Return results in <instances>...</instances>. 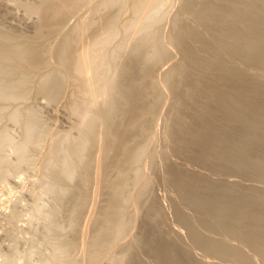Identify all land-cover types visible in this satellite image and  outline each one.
I'll list each match as a JSON object with an SVG mask.
<instances>
[{
	"label": "bare ground",
	"instance_id": "obj_1",
	"mask_svg": "<svg viewBox=\"0 0 264 264\" xmlns=\"http://www.w3.org/2000/svg\"><path fill=\"white\" fill-rule=\"evenodd\" d=\"M88 1H91V0H40V2L39 1L36 2L35 5L34 4L32 5L31 2L30 3L25 2V3H28V5L25 6V9L27 8L26 11L30 12V14L34 13L33 15H35V14H37L38 16L40 15V17H41V18L38 17V19H41V20H38L40 22H38L39 24L38 23L36 24L37 29H35L34 35L33 34H32L33 36L30 35L31 36L30 37L27 34L29 36L28 37V36H26V34L24 35V33H22L23 35L21 33H18V34H20V36L17 35V33H16L15 36L16 35L17 36L15 37V36H12L14 33H12V34L9 33L11 35L10 36L9 34H6L7 31H4L5 32V34H4L2 32L3 30L0 29L1 30L0 31V98H1V100L0 101H4V99H5V101H6V99H8V100L11 99V100H16V101L18 99L22 100V99H24L26 96H28L30 94L29 93V92H31L30 91V87H31V90H32V88H34L35 85H37V87L40 89V91L43 94L47 91V93H45L46 96H47L48 93L50 94V97H52L57 92H58V94H56L54 96L62 94V93H59V89L61 90V86L63 85L64 79L68 78L67 77L68 75L66 76L65 73H63L64 70L66 69L67 70L66 72L71 74V79H72V84H73L72 95L68 94L69 95V99H70V101L68 99V101H69L68 103L71 102L70 105H71V107L73 109L72 111L76 112L78 114L76 116H80V118H81L80 119L79 117H76L74 115L76 117L75 118L76 121H77V118H79V121L81 120V123L78 122V121H77L78 122L77 123L75 121V124L76 123L77 124L80 123V126L75 125V124L74 125L76 127L78 126V128L80 129L79 131L84 133V135L86 137V134L88 133V131H87L88 129L91 130V127H94V128L95 127H99V126H97V124L101 123L99 125L103 126L102 127L103 130H99L98 128H96L98 130L95 129L96 131L93 134H91V131L94 130V129H92L90 131V133H89L93 137H96L97 140L99 139L98 140L99 141L98 144L101 143L100 141H102V140L109 139L108 138V134L111 131H113V132H111L110 135H112L113 137L117 133L120 134V131H121V134L119 136H121L120 138H122V141H120V142H122V144L124 145V147H123L124 149L123 150H125V147H126L125 144L127 145V143H128V142L126 143V139H127V141H129V139H128L129 137L126 138V136H128L127 134H128L129 127L132 126V127L136 128L135 124H134L135 118L132 116L134 110H135V112H136L137 108H139V110H140L142 108V106L145 105L144 103L146 101H147V104L148 103L150 104L151 101H152V105L154 104L153 100L150 99V102L148 101L147 97H149L150 95L146 96V94H145L146 89L149 86L151 87L153 85L152 83L160 84L159 86L157 84V86H158L157 87L158 89H156L157 91L159 89L161 90V88L163 86L161 82H158L159 80H156L154 76L152 78V76L150 74H153V73L155 74L156 73L155 70L159 67V65L157 66V64H159V63H157V61H156V59H157L156 53L159 50V48L161 47L162 42H163V44H165L164 41H162L161 36H159V34L161 33V27L159 28L160 25L159 24H158L159 26L155 25V24H154L155 26L153 25V23L155 21H157L158 18H161V15L163 14V13H161V15L159 17V13H160V11H162L161 9L164 8L165 0H102L99 4H97L99 1L96 0L97 1L96 2L97 6L93 4V1H91L94 7L93 6L90 7V10H88V11L84 10L83 12L85 14L81 13L80 16H82V17L81 18H76V20L74 22L76 24L75 27L73 28V30H72V28H69V29L72 30V31L70 30L71 33L67 37H66V35H67V33H66V35L64 36V39H63L64 42L62 41L63 44L61 45V47L59 49L58 61H59L60 65H61V67L63 66L65 68V69L61 68L63 72L59 68H49L46 71L43 70L44 72L41 73L40 70L42 68L45 69V67L46 68L48 67V62L51 64V62L49 61V52H50V49H51L50 42L52 43V41L49 40V38H48L49 36L47 37V35H49L51 32L53 33L55 30H56L55 32H58V30L61 29V28L59 29V27H61L60 25L63 26L62 23L65 22V20H63V19L64 18L66 19V16H69V18H70L71 14H73V13H71L72 10L77 12V9L80 7V5L85 6L86 4H88ZM206 1L209 2V0H206ZM213 1H215V0H213ZM203 2L205 3V0L204 1L200 0V3H198V7L199 8H201L200 5H203ZM220 2H221V6H217L215 4L216 1H215V3H213V2L212 3H206V4H204L205 5L204 7L202 6L203 8H201L200 11H199V8L197 9V7L196 8L193 7L194 6V4H193L194 1L192 3V5H193L192 7H191V4H189V6L192 8V11H193V9L194 10L197 9L195 11V12L198 13V15H197V17H198V20H197L198 21L197 22L198 25L196 24L197 27L196 26L192 27L193 25H195V23L194 24L192 23L193 25L189 24L190 20L188 18L187 19L189 21L185 20V22L188 25L186 23L183 24L181 21L183 20L182 18L184 16H181L182 18H180V16L178 18L174 16V18H176V19H174V18H173L174 20L172 19L175 22L174 23L175 26H171V30L173 28H175V31L172 30L174 32V34L171 33L172 31L170 32L173 35V37L169 34V38L171 40V37H172L173 41L171 40V42L173 44L175 43V45L178 46L179 49H177V50H180L179 52L181 53V55H180L181 58L177 62H175L176 64H175L174 67H172L173 64L171 66L169 65V67L171 68L170 71H168V73H165V74H167L166 77H165V75L163 76V77L166 78L165 81H164V78L162 77L163 78V82H164L163 84L165 85L164 87H167V85H168L169 88H170V91H171L170 95H171V99H172V102H173V114H174L175 120H174V123H173V126H172L170 132H171V135L173 136V143L175 145H177L178 147L182 148L186 152L193 153L196 156H198V157H200L202 159H205L208 162H214L215 163L216 161H219V162H221L223 164L225 162L226 164H230V166H231V164H233V166H237L238 168H240V164L243 163L242 165L245 164L244 166H247V165L249 166V167L247 166V171L245 170L247 173L249 172V174H250V171L252 169L250 171H248V169L253 167L257 171L258 176L264 178V147H263V150H259L258 151L257 148L260 145L257 144L258 146H257L256 149H255L256 145L253 146L254 145V141L258 140V139L255 140L256 137L258 135L260 136V134L264 135V95H263V93H264V84H262L264 81L262 83H259V82L256 81V79H254L250 75H245V76L241 75L238 72V70L236 68H234V67L228 66L227 64L221 63V62H214L213 60L202 56L198 52V50L195 47V45L193 43H191L188 40V38H187L188 32H192L193 31V32H195L197 38L199 40H201L203 42V44L206 47H208V48L217 47V48H219V50L221 52H224V53L228 52V53H231V54L236 55V56L242 55V56H244L243 59H245V62L247 63V66H249V67L250 66H254V65H255V67L256 66L257 67L258 66H264V0H220ZM25 3L23 5H25ZM32 3H33V1H32ZM94 3H95V1H94ZM185 3L186 4H184V5L188 6L187 1ZM89 4H91V3H89ZM112 6H113L112 9L116 13H113L112 16H110V13H111V11H110L111 8L110 7H112ZM189 6H188V8L190 9ZM196 6H197V4H196ZM106 7H107V11L109 10L108 8H110V10H109L110 13L107 12V13H109L108 16H106L107 19L104 20L102 18L104 20L103 21V20H101V18H97V17H99L100 15H102L103 13L106 12V9H105ZM115 7H116V10H115ZM80 8H82V6ZM88 8H89V6L86 9H88ZM91 8L93 10H91ZM101 8H104V11H103V9L101 10ZM117 8H119L120 10H117ZM74 9H76V10H74ZM187 9H185V10H187ZM97 10L103 11V13L102 12H97ZM113 10H112V12H113ZM122 10H124V11L130 10L131 14H129V16L131 15V17L121 21L123 19V15L125 16V12L123 11L124 12L123 13ZM248 10H251V11L253 10L252 14H253V12H255V13L253 15L250 14V16L247 17L246 15H247ZM79 11H81V9ZM95 12L97 13L96 15H94ZM117 12L119 13V15H120V12H121V15H122L121 19H120V16L117 15L118 14ZM213 12H214V14L215 13H217V14L219 13L218 14L219 15V17H218L219 19L215 18V17L212 18L211 15H213L212 14ZM126 13H129V11L128 12L126 11ZM194 13L192 12V14H194ZM98 14H99V16H98ZM178 14L176 13L175 15L178 16ZM64 15H65V17H64ZM93 15L98 20L96 18H94ZM105 15L106 14H103V16H105ZM186 15H188V14L185 13V17H188ZM209 16H211L210 19H215V21L208 19ZM126 17L127 16H125V18ZM185 17H184V19H185ZM77 19L79 20L78 23H76V21H78ZM216 19H218L219 22H222V23L221 24L218 23L216 21ZM94 20L99 21V22L97 23ZM231 21L232 22L235 21V24L234 23L232 24ZM229 22L231 23V25H228ZM99 23L101 24L100 26H98ZM158 23H159V21H158ZM64 25H65V23H64ZM93 25L96 26V27H93ZM152 25L156 28V31L159 29L160 32H157V35L159 36V38L161 40H159L158 36L156 37V35H155L156 32H154L155 28H152ZM97 26H98V29L96 31L95 28H97ZM156 26H158V27H156ZM247 26L248 27L250 26V29L248 30V32H245V30H244V32H245L244 33L243 29L245 27H247ZM91 29H95V31L93 30V32H92ZM204 32L205 33H209V36L206 37L207 34L205 35ZM52 33L50 34V38H51V35H53ZM124 34H126V35H124ZM119 36L121 38L124 37V39H125V40L123 39L124 43L122 41H119V40H121L119 38ZM45 37H47V38H45ZM155 37H156V39H155ZM45 39H48L49 41L45 40ZM52 40H53V36H52ZM116 40L119 41V43ZM150 40L151 41L152 40H154V41L156 40V41L152 43ZM148 41H150V43ZM114 42H116L117 44L114 43ZM121 42H122V44H121ZM113 44H115V45H113ZM146 44H148V45L152 44V46H150V45L148 46V49H151V51L148 50V49H145L146 51L147 50L150 51L149 54H148V58H151L153 56V53L155 54L153 56V59H155V56H156V59L154 60V64L155 65L153 66V68H155V69H152L149 66L150 64L148 65L147 62H146V65H148L150 67L151 72H153L152 70H154L153 73H151L150 71H149L150 73L148 72L149 76H151V78H152V79H150V80H152V83H151L152 85L149 84L150 81L148 80V78L146 76H145L146 78L144 76H143V78L148 80L149 83H148V81H145V83H144L143 79H142L143 82H141L142 81L141 78L140 79L138 78L139 82L143 83L144 85L145 84L147 85V83H148L147 88L143 89L145 91L144 92L145 95H143V93L141 94L142 91H139V90L137 92H135L136 89H140V88H137L138 87L137 85H136L137 87L135 89H134L135 86L132 88L134 90V92H135V95H134L133 91H131V90H130L131 92L130 91L128 92L129 89H127L126 87H128L129 84L128 85L126 84L127 85L126 87L124 86L125 87L124 92L127 89V92L129 94H131L132 97L134 96L133 98H131V97L129 98V96H130L129 95L128 98H125L127 100L130 99V101H131V103H129L130 105L128 104L130 107L127 106L128 108H130L129 109L130 110L129 115L131 117L129 116L130 119L127 117L128 121H126L124 123L122 120L124 118H126V117L123 116L126 113L123 110H126V109L128 110V108L125 107L126 109L125 108L121 109V107H120L119 110H122L125 113V114L123 113L121 115V117H120L119 114H121V112L118 110V108H117L118 111H116V107H115L117 105V102H115V100L119 97L120 93L118 91L120 89L117 90L118 95L115 94L117 97L115 96L116 98L114 100L112 99L113 97H112L111 91L113 89L116 91V89H118L120 85L121 86L125 85V81L123 80L124 78H121V76L124 77L123 76L124 74H122V73H124L123 71H121V73H120L122 75L119 76L120 75L119 74L118 77H120V81L122 79L124 81V83L122 82V84H120L119 86H117L118 84L116 83L117 74L120 72L119 69L123 68L122 70H124V67H125L124 65L125 64H124L123 61L121 62L120 59H119V62H121V64L120 63L119 64L122 65V63H123L124 64L123 67H121L117 63L118 60H116V64H115L114 63L115 62L114 57H115L116 54H117V56H120L118 54H121L120 53L121 50L124 49L123 51H125L126 49H128L125 52V53H127L126 55L128 57L132 56L130 58H133V56H136L134 58V61L136 60V58H137V60L138 59L140 60L141 58L137 57V54L142 52V51L140 50V52H139V50H138V53H137L136 52L137 50L135 51V49L143 47ZM110 46H113V48L110 49L109 48ZM145 47L147 48V45ZM235 47H238V48L240 47L241 49L237 50V48H236L237 51H235L234 50ZM129 48L132 49V51H133V48H134L133 54H134V52H136L137 54L136 53H135L136 55L128 54L129 51H130ZM163 49H165V50L158 51L159 56L161 55L160 54L161 52L163 53L164 51H168L167 50L168 47L167 48L164 47ZM231 50H234L235 54L232 53ZM150 53H152V54H150ZM167 53H165V54H167ZM123 55H121V56H123ZM117 56H116V59H118V58H122L123 59L125 55L123 57H121V56L117 57ZM141 56H142V54H141ZM162 56H165V55H161V57L159 58L160 59L159 61L162 60L161 58H165L163 60L166 61L167 60L166 57H168V55L166 57H162ZM128 57H127V59H128ZM239 58H241V56ZM112 59H114V61ZM143 59H144V57H142V61L141 60L140 61L138 60V61L140 63H143L144 60H145V59L144 60ZM151 60H152V58H151ZM151 60L149 59L148 61L150 62ZM155 61H156L157 64L155 63ZM128 62H126V63H128ZM136 62L137 61H135V63ZM135 63H133V64L136 66ZM140 63H139V65H140ZM50 64H49V66H50ZM117 64L120 66V68H119V66ZM160 64H162V63H160ZM129 65H131V64H129ZM132 66L133 65H131V67ZM135 66H133L132 70L136 69V71H138V69H137L138 67L139 68H140V66L143 67L142 65L137 66V67H135ZM155 66H157V68ZM127 70L129 71V69H127ZM146 70L148 71L147 68H146ZM146 70H141V72H142L141 75ZM35 71H40V75H39L40 78L37 79L38 80V84H37V81H33L36 84L31 82L32 81L31 77H34V76L36 77L37 76L36 74L33 75L34 74L33 72H35ZM130 71H131V69H130ZM130 71H129V73H130ZM138 72H135V73H138ZM135 73L134 74L131 73V75L133 74V75H137L138 77L139 76L141 77V75H138V74H140V72L138 74H135ZM15 75L17 77H15ZM65 76L67 78H65ZM126 78H127V76H126ZM156 78H157V76H156ZM134 79L135 78H133V79L130 78V80H131L130 81L129 78H128V83H129V81L131 83L134 81L133 84H135V80L136 79L135 80ZM153 80H156V81L153 82ZM31 83L34 86L31 85ZM69 84H70V82H69ZM132 85H131V87H132ZM138 85H140V84H138ZM153 86L151 88H153ZM142 87L144 88L143 85H142ZM159 87H161V88H159ZM38 88H37V90H38ZM154 89H155V87H154ZM154 89H153L152 92H151V89H150V91H149L150 93L147 92V95L151 94L153 92L155 93L156 90H154ZM140 90H142V88ZM166 90H167V88H166ZM61 91H63V90H61ZM120 92L123 93V91H121V90H120ZM159 92H161V91H159ZM164 92H165V90H164ZM161 93H159V94L161 95ZM155 94H156V96H155ZM155 94L154 95L152 94V95L157 97V93H155ZM167 94H169V92ZM257 94L262 96V97H260V99L258 97L255 98V96ZM124 95L127 96L125 93H124ZM152 95H151V97H152ZM142 96H143V100H142ZM120 97H121V95H120ZM139 98H140V102L138 101ZM158 98H159V101H158ZM158 98H156L157 100L155 99L156 102H160L159 104H161V101H162V104L165 103V102H163V98H161V100H160V96H158ZM118 99H120V98H118ZM122 99H123V95L121 97V100H119L120 103H121V101H123ZM141 100H142V103H143L142 106H141ZM116 101H118V100H116ZM137 101H138L137 105L141 106V108L136 106ZM156 102H155L154 105H157ZM19 104L20 103H18L16 105L20 106ZM126 105L127 104H125V106ZM18 106H15V108L16 107L18 108ZM162 106H160V107H162ZM68 107H69V110H70L69 104H68ZM160 107H158L155 110V106H154V108H153L154 110L153 109L149 110V107L147 106L146 110L148 109L147 110L148 114H146V113L145 114H146V116L148 115L147 117H149V119L147 120V117L145 116L146 124H147V121H149V120L151 121V119H152L151 117L153 116V113L151 111H153V112L157 111V110L161 111L162 109ZM150 108H152V107H150ZM18 109H20V111ZM18 109H16V110L14 109L15 110L14 112H12L13 110L11 111L12 112V114H11L12 117L11 118H13L14 120H18L21 117L20 116L21 110L23 112V108L21 109V107H20ZM143 109H144V107L141 109V111H143ZM34 110H35V108H34ZM113 110H114V113H115V111L118 113V114L115 113V115H116L115 117L118 118V119L120 118V121L118 120L119 121V125L121 124V122L126 124L124 127H123V125H124L123 124L122 125L123 128H121V125L119 126L118 122H117V127L119 126L120 128L119 127L118 128L121 129L118 132H117V130H119V129L116 130L114 127H113V130L111 129V131L108 132L109 129L111 128L109 122L113 121V119H111V118H113V115L112 116L110 115V114H113ZM26 111H28V112H26ZM26 111H24V114L28 115L26 117H27V120L29 119L30 122L28 121L29 123L28 122H27L28 124L26 123L28 126H27V128H25V129H27L25 134H24L25 135V137H24L25 139L23 138L24 140H22V142L18 141V143H16L17 145H15L14 141H12L13 136L10 134L12 136V139H11L10 136L8 135L9 132L7 133V131H6L7 129L3 128V129H6V130L1 129L2 132L0 131V148L3 145L4 146L5 145L8 146V144L11 143L12 145L14 144V147H17V150H16L17 152H18V149H19L20 152H23L25 154L26 148L28 150L27 146L29 145V143L31 142V144H33L32 142H35L34 140H35L36 137H35L34 134H36L37 131L40 132L41 129H43L41 126H44V125H43L42 121H40V122H42L41 123L42 125L41 126L39 125V123H40L39 119L37 117H36V119H38V121L35 119V112L33 110H26ZM128 111H127V116H128ZM141 111L139 112L140 114H141ZM159 111H157V113L154 112V114L158 116L159 113H160ZM170 111L172 112V110L169 109V114L168 115H170V117H171L172 114H171ZM109 115H110L111 118H109ZM117 115L119 117H117ZM149 115L150 116L152 115V116L150 117ZM154 116H153V120L156 121L157 119H154L155 118ZM121 118H122V120H121ZM33 119H35V120H33ZM125 120H127V119H125ZM116 121H117V119H116ZM116 121H115V123H116ZM138 122L140 123V121H138ZM142 123H144V121ZM148 123H150V122H148ZM115 125H112V126H115ZM150 126L152 127V124ZM40 127H41V129L36 130L37 128H40ZM78 128H77V130H78ZM149 129H150V127H148V130ZM114 130H116L117 133H115ZM79 131H77V132H79ZM83 131H85V132H83ZM141 132L144 133V131H141ZM145 132L147 133V131H145ZM82 133H80V135ZM148 133H149V131H148ZM57 134L58 133H56L55 135H57ZM65 134H64V137H63V135L61 136L62 137L61 139H58L57 136L53 135V137H55V139H53L52 142H51V145H50L51 149H49V153L47 152L48 155L50 154L53 157V159H54V157L56 156L55 154L59 155L61 153L60 150L62 149V150H64L63 152L65 154L61 153L60 155H62V154L65 155V158L64 159L59 158V157L57 158V156H56L58 161H60L61 159L63 160L62 163L60 162L61 164H57L59 162H56L55 159L54 160L51 159L52 158L51 157L50 159L52 161V164H54V162H56L55 164H57V166L59 165L58 168L61 167V169H60L61 171L58 170V168L56 167L55 164L54 165L51 164L52 165V166L50 165L51 167L49 166L50 170H51V168H53L55 166V168H56V169L54 168L55 171L58 170L60 173H63L64 175L63 174H61V175H63L64 178L65 177L67 179L70 178V177L74 178V176H75L76 179L78 180V183H79V180H80L79 178H82V177H78L77 178V176H80V174L83 173L86 169L79 168V166H77V162H80L78 165H83L81 163H84L85 165H83L81 167H85V166L87 167L88 166V168H90V169L87 168V170H90V171H91V168L95 167V170L92 169L94 171L93 173H95V176H94V174L91 173L92 171L91 172L88 171V174H89L88 176H93L95 178V184L94 183L91 184V185H94V191L93 190L91 191L90 190V186H89V187H87L89 189H85V191H83V192H86V191L90 190L91 193L89 191L88 192L91 195H93L92 193L94 192L95 196L93 195L94 198L92 196V199L94 201H95V199L98 200L97 198L100 195L99 192H100L101 188L106 186L105 183L103 185V177H104L103 174L106 173V176L108 174L107 173L108 171L105 170L106 166H107V170H109V172L111 174V168H110V166L108 167V165H107L108 163L106 162L107 158L110 160L112 154H115V156H117V159H118L119 154H121V153L123 154V152H124V154H126L127 152L125 153V151H123V150H121L123 152L119 151L120 147H117L118 146L117 144L120 145V142L116 143V141L118 142V140L114 141V143H116L115 145L112 142L111 143L116 149L119 148L117 150V151H119V154L116 153V152H113V153L110 152L111 150L115 151V148L111 145L109 140H108L109 142L108 143L106 142V144L104 143L105 142L104 141L103 142L104 144L102 143L103 145L102 144L100 145L101 147L97 144V142L95 144H93L95 142L94 140L96 138L91 140L92 142L94 141L93 143H90V141L88 139L91 138V137H89L91 135L88 134L87 136L89 138L86 137V140L90 143L89 145L92 147V152H91L92 155H93V151H94L95 148H96V150H98L97 148H99V150H98V153H97V151L94 152V155L95 154L97 155L96 159L93 158L94 163L91 161L92 159L89 160L91 162H86L87 160L81 162V160H84L83 157L81 158V156L84 154V152H86L88 154V150H89L88 149L89 147L87 148V146H89V145H87L88 142L86 140H83V137H84L83 134H82L83 137L80 136V138H82V139H80L79 137H78L79 139H76L77 137L74 136V139L79 140V141L81 140L80 142H78V141H76V140H74L72 138L73 137L72 133L68 132V134L67 133H65ZM69 134H72L71 135L72 137ZM150 135L151 134H149V136ZM106 136H107V138H105ZM119 136L116 135V139L117 138L119 139ZM146 136H147V134H146ZM33 137H35V138H33ZM59 137H60V135H59ZM260 138H261V136H260ZM112 139H114V138H112ZM112 139H110V140L113 141ZM124 139H125V143H123ZM136 139H138V137L135 138V140ZM148 139H149V137H148ZM261 140H262V138H261ZM72 141L77 142V145H75L74 142L72 143ZM15 142H17V141H15ZM137 142H136L137 148L135 146V148L137 150L135 149L136 151L134 153H130L132 151V150H130L129 154L130 155L133 154L132 155V159L133 158L137 159L138 157L141 156L140 158H138V161H139L144 156H143V154L141 152V150H142L141 147H139V149H138V146H143V150L147 151L146 150L147 142L143 141V142H146V144L142 143L144 145H141V144L138 145ZM6 143H8V144H6ZM256 143H259V142H256ZM91 144L93 146H95L97 144L99 147L96 145L97 147L95 146V148L93 149V146ZM122 144H121V146H122ZM72 145H74L75 147L73 146V148H71ZM218 145H222L220 147V149L217 148ZM11 147H13V146H11ZM14 147H13V149H14ZM113 148H114V150H113ZM155 148H156V146H155ZM155 148L152 150V152L155 150ZM259 149H260V147H259ZM128 150L129 149H127L126 151H128ZM58 151H60V152L58 153ZM155 151H157V150H155ZM155 151L153 152V154H155ZM109 152L112 153V154H110L111 156L107 155V153H109ZM0 153H1L0 155H2L1 149H0ZM23 153H22V155H23ZM26 153H28V151ZM151 153H150V155H151L150 157L152 159L149 157L150 159L148 160V163H150V162L151 163L149 164V167L147 168V170L149 171L150 167H152V169H150V172L152 170H154V169L155 170L159 169L158 168L159 165H157L158 163L155 162V158L157 160H158V158H157V156L154 157L155 155L153 156ZM124 154L121 155V157L124 156L123 158L125 159V155ZM139 154H142V155L139 156ZM18 155H19V153H18ZM20 155H21V153H20ZM48 155L45 156V154H44L45 160L40 158L41 162L43 161L42 162L43 165H44V162L47 159H49L47 157H49L50 155L49 156ZM105 155H107L106 158H105ZM127 155H126V157H127ZM130 155H128V156L130 157ZM156 155H157V152H156ZM160 156L161 157L159 159H161L163 157L162 154ZM3 157H4V151H3L2 159L3 160H4V158L8 159L7 158V154H6V157H4V158ZM19 157H17L18 160H19ZM26 157H27V154H26ZM41 157H43V156H41ZM121 157H119L120 160H121ZM145 157H144V159H145ZM158 157H159V155H158ZM76 159H78L79 161L77 160V162H75L76 163L75 164L74 161ZM127 159L123 160V162L124 161H126V162L129 161L128 162L129 164L131 162V164L129 166H131V168H133L134 165H132V161L133 160L131 159V157H130L131 161L129 159L128 160ZM146 159H148V158H146ZM146 159H145V161H146ZM142 160H143V158H142ZM153 160H154V162L156 163L157 166L155 164H152ZM51 161H49V162H51ZM115 161L116 160L114 159V162ZM3 162H1V163H3ZM46 162H47L48 165L50 164L48 162V160ZM140 162L141 161H139L137 164H140ZM161 162H162V160H161ZM86 163H91V164L87 165ZM117 163L119 164V162H117ZM9 164H10V162H9ZM9 164H8V166H9ZM47 164H45V165H47ZM93 164H96V165L93 166ZM115 164H116V162H115ZM115 164H113L114 167L120 166V164L119 165L116 164L117 166H115ZM122 164H121L122 168L120 169L121 171H123L122 170L123 167H126V166H123L125 163L123 165ZM144 164H146V163H144ZM151 164L153 166H151ZM3 165H4V163H3ZM113 165H111V166L113 167ZM164 165H166V164H164ZM8 166L6 167L7 170H8ZM89 166H91V167H89ZM129 166L127 165V167H129ZM161 166H163V165L161 164ZM161 166H159V167H160V169L162 171ZM227 166H229V165H227ZM1 167H3V166H1ZM47 167L48 166H46V168H44V169H46V171H47ZM76 167H78L79 170L82 169L84 171L81 172L82 171L81 170L80 171L81 173L79 172L80 174H78V172H77L78 175L76 173H75V175H73L74 172H76ZM120 167H118V168H120ZM153 167H154V169H153ZM168 167H169V170L171 171L170 173H172V175H173V178H174L173 180L175 181V183L177 184V186H178V188L180 190L179 192L183 195V199L185 200L184 202L185 203L187 202V203H189V205H191V206L193 205L194 207H196V209L198 210L197 212L201 213L200 216L203 215L204 218H203L202 221L204 222V224L206 226L204 227V225H203V228L201 227V229L205 228V231H206V228L207 229L208 228H214L217 231V228H219V229L220 228H222V229L225 228L224 230L227 233H230V237L231 238H232L231 233H233L236 236L235 233L239 234V232H240V233H242L243 238L247 242H250L257 251H259L260 253L264 254V207L261 205L262 201H264V197L262 195H260V194H250L249 192L248 193H246V192L243 193L242 191H239L241 189L239 187H237V191H235L236 187L232 188L233 186H232L231 182H230V184H231L232 187L230 185L221 186V185L213 184L210 181L205 180L204 178L190 176L186 171H184L182 169H177L176 167H174L173 164H171V162H170ZM140 168L143 169L142 167H137L135 169L141 175L143 171L141 172ZM164 168H165V166H164ZM229 168H232V167H229ZM234 168L235 167H233L232 169H234ZM165 169H167V168H165ZM243 169H245V167ZM7 170H4V172L5 171L7 172ZM9 170H10V168H9ZM125 170H127V169H125ZM155 170L153 172H154V174L157 175V172ZM169 170H168V172H169ZM255 170H253L254 172H252V174L255 173ZM0 171L3 173V169L2 170L0 169ZM51 171H53V169ZM51 171L48 172V173H51ZM58 171H56V173H58ZM121 171H120V174L122 176ZM163 171H164V169H163ZM89 172L92 175H90ZM53 173H54V171L51 174H53ZM123 173L125 174L126 172L123 171ZM143 173H145V172H143ZM146 173L148 174L147 171H146ZM170 173H169V176H170ZM228 173H229V171H228ZM233 173H234V171H233ZM86 174H87V171H86ZM86 174H82L81 176H83V177L86 176L87 177ZM134 174H136V172H134ZM139 174L137 173V175H135V176H139ZM147 174L145 176V178H147V179H148V177L150 178V176L153 175L152 173H150V174H148L150 176H147ZM165 174H166V172H165ZM243 174H245L244 171H243ZM163 176H165V175H163ZM163 176H162V178H163ZM110 177L111 176H109V178ZM156 177L152 176V179L156 178ZM44 178H46V176ZM51 178L55 179L57 177L54 178L52 176ZM73 178H71V179H73ZM109 178H107V181L111 180V178L110 179ZM127 178L128 177H126V180H128ZM74 179L71 180V181L73 182ZM83 179L80 180V182H81L80 184H82V183L84 184V180ZM147 179H145L143 185L139 189V193H137L138 195L136 197L137 198L139 197L138 199H140V196H143V193H145L146 191L149 192V188H147V186L150 185L151 183L148 184ZM163 179L165 180L166 178H163ZM43 180H45V179H43ZM49 180L51 182L52 179L49 178ZM85 180L87 182L86 185L87 184L89 185L90 182L88 183V181H90V180H88L86 178H85ZM148 180L150 181V179H148ZM223 180H225V179H223ZM54 181H56V184H60L59 180H58L59 183H57L58 182L57 179H55ZM54 181H53V183L55 184ZM63 181L65 182V179ZM68 181L70 182V179H68ZM151 181H153V180H151ZM64 182L61 183V185H63ZM145 182H147V183H145ZM153 182H155V180ZM225 182H227V181H225ZM66 183H68V182L66 181ZM74 183H76V182H73V184ZM172 183H173V181H172ZM220 183H222V182L220 181ZM223 183H224V181H223ZM228 183H226V184H228ZM54 184H52V185H54ZM112 184L113 183L111 181V185ZM52 185L49 186V188L52 189V193H57V195H59L60 193L64 192L63 189H59L61 185L60 186L58 185L59 187H57V185L53 186V187H55V188L57 187L59 189V190H57V192H54L55 188L53 189ZM126 185H128V183ZM126 185L124 186V184H123L122 186H124V187L123 188L121 186L120 187L124 190L126 188ZM171 185H170V187H171ZM44 186L47 187L46 185H43V187ZM67 186L71 187L72 185L71 186L67 185ZM78 186H80V185L78 184L76 187H78ZM107 186L109 187L108 184H107ZM76 187L75 188L73 187L74 189L69 190L70 191L69 193L70 194H73L75 192L78 193L80 191H78V190L76 191L75 189L83 188V186H81L80 188H76ZM85 187L86 186L84 185V188ZM91 187H93V186H91ZM106 187H105V189H106ZM150 187H152V186H150ZM49 188H48V190H49ZM61 188H63V187H61ZM115 188H118V190H119V187H115ZM153 188H154V186L151 189H153ZM65 189H67V187H65ZM91 189H93V188H91ZM146 189H148V190H146ZM46 190L47 189H45V191ZM67 190H65L64 193L66 194V196H69L70 194L68 195V193H66ZM73 190H75V192ZM144 190H145V192H143ZM71 192H73V193H71ZM81 192L78 193V194L80 195ZM88 192L85 193V194H88ZM103 192H104V190H103ZM152 192H154V190H152ZM120 193H122V194H120ZM120 193L117 192L118 195L119 194L122 195V196L119 195V197H121V199H122L124 197L123 195H125L124 191H120ZM150 193H151V191L149 192V194ZM172 193H173V190H172ZM180 193H179V195H180ZM62 194H60L59 196H61ZM151 194H154V193H151ZM101 195H100V197H101ZM146 195H147V192H146ZM176 195H177V192H176ZM63 196H61V197H63ZM83 196L84 195L81 194V200L83 199L82 198ZM85 196H87V195H85ZM96 196H98V197H96ZM79 197L77 198L76 197V193H75V198H77L78 201H79V204H81L84 200H82V202L80 203V200H79L80 198ZM112 197L113 196H110V198H112ZM125 197L128 198L127 196H125ZM148 197H147V199H148ZM85 198L86 197H84V199ZM150 198L152 199V196ZM156 198L153 195V199L152 200H155L154 202H156ZM175 198H177V197L175 196ZM113 199H115V198L113 197L111 199L112 202H114V203L117 202L116 200H113ZM147 199L143 198L142 201H144V200L147 201ZM93 200H92V204H93ZM149 200L150 199H148V201L146 202L145 205L140 201L141 202L140 203L141 207L144 206L145 207L144 209H146V206H148L150 203L152 204V202H151L152 200H150V201ZM157 200H158V198H157ZM177 200L178 199H176V201ZM119 201H121V200H118V202ZM176 201H175V203H177ZM180 201H182V200H180ZM86 202H87V200H86ZM112 202H109L110 203V204H108L109 207H110L111 204L112 205L114 204ZM148 202H150V203L147 205ZM178 202H179V200H178ZM120 203H121L120 206L117 205L118 203L116 204V206H119V208L115 207V205H114V207H115L114 209L112 208V206L110 208L113 209V211L115 209H119L120 211L123 212V210L121 209L123 203H122V201ZM157 203H154V204H157ZM151 204L147 207V211L151 207ZM154 204H152V205H154ZM176 205L180 206L179 204H176ZM80 206H82V205H78V207L81 209ZM84 206H87V205H84ZM159 206H157V207L159 208ZM175 206H174V208H176ZM185 206H186V204H185ZM88 207L89 208H86V209L89 210L91 206H88ZM106 207L107 206H105L103 208H105L107 210V208H109V207H107V208ZM153 207H155V206H153ZM184 207H182V208H184ZM93 208L94 207H92L90 209V212L87 210L89 212L88 215H90L88 217L89 219H87V221L88 220L90 221V219L92 220V218H94L93 217L94 214H95V218H96V213L95 212L94 213L91 212V210ZM191 208H193V207H191ZM82 209L84 210V208H82ZM152 209L153 208L149 209L148 213H150V211H152ZM161 209H163V208L161 207ZM196 209L192 210L193 211V218H195L194 217V213L196 212L195 211ZM39 210H41V209H39ZM106 210H105V212H106ZM109 211H111V210H109ZM109 211H107V213ZM115 211H116L115 213H118L117 210H115ZM161 211L162 210L159 209V211H157V213L161 212ZM177 211H178L179 217H178V214H176V213L175 214L178 217V219L180 218L179 223H180V221H182V224L184 222L185 223L184 227H185L186 224H189L193 228L196 227L195 225H193V222H192L193 218L191 220L189 217H187V214L184 215L185 213H182V211L185 212V210H181V208H180V210H177ZM105 212H103V213L105 214ZM122 212H119L118 215L115 214V215H117V218L115 219L114 222H112L111 224H110V222H107V224H106V225L110 224L111 225V229H112V227H114V229H113L114 233H111V235L113 234L112 238L111 239L109 237H108L109 239L108 238H106V239L103 238L104 241L106 242V243L105 242L104 243L107 244V245L113 244V242L115 240H117V239H120V238L122 239V235L125 232V228L127 226V222L131 221V219L129 217H128V220L126 219L127 218L126 217L125 219L127 221H125V219L122 216L123 215ZM152 212H156V211H152ZM186 212H187V209H186ZM161 213H159V217H160ZM227 213L228 214L230 213L231 215L229 216ZM102 214L100 216L101 218H103ZM144 214H145V211H144ZM163 214H161V215L163 216ZM165 215H166V213H165ZM196 215H199V214H196ZM225 215L229 216L230 218H228V217H227L228 219L225 218L226 220H228V222H226L227 223L226 225H223V223L221 221V217H223ZM104 216H107L106 219H108V217H109L108 215H104ZM144 216L148 217V218H149V216H154V218H155L156 214L155 215L153 213L149 214V215L145 214ZM97 217H98V214H97ZM156 217L159 218L158 216H156ZM164 217L162 219L166 220V219H164ZM190 217H191V215H190ZM95 218H94V223H93V221L90 222V223H89V221L85 222L86 221V219H85L84 224L88 223V225L90 226L91 223H93L94 225H96V229H97V224H99L100 221H102V220L104 222V218L100 219V221L98 219L99 222L98 221L96 222ZM149 219H148V221H149ZM144 221H147V220L144 219ZM150 221H151V219H150ZM156 221L157 220H155L154 223ZM75 222L78 223V221H75ZM75 222H73V224H71L72 223V221H71L70 225L71 226L75 225L74 224ZM103 222H101V223H103ZM141 222H142L141 224L143 225V221H141ZM161 222L159 221V223L163 224V225L159 224L160 227L161 226H164V227L167 226L166 225L167 221H165L166 224L164 223V221L162 223ZM95 223H97V224H95ZM152 223L153 222H150L148 224L149 228L147 229L148 230L147 233L149 232V229H151L152 227L153 228L156 227V228H155V230L152 229V232L150 231L151 233H154L153 231H157L158 229H159L158 231H160V232L162 231L163 232V228L164 227H162V229L161 228L157 229V227H159V226L156 225V226H152L151 227L150 224H152ZM195 223H197V221ZM198 223H200V222H198ZM201 223H200V225H201ZM94 225H91V227H93ZM102 225H103V228H105L104 229V233H106V231L108 229H107V227H104L105 226L104 223ZM145 225H146V223H145ZM153 225H155V224H153ZM249 225H253L254 228H255V225L256 226L259 225L258 232L254 233L253 232L254 230L252 231L250 229ZM76 226H77V224L75 226H72V227H74L76 229H79L78 228L79 226L78 227H76ZM223 226H224V228H223ZM143 227L144 226H142L141 228H143ZM80 228L82 229L83 226L80 227ZM94 228L95 227H93V229H92L93 231L95 230ZM103 228L102 227L100 228V230L102 229L101 230L102 232L99 231V228H98V233H100V232L103 233ZM144 228L140 229V231H143ZM198 228H199V225H198ZM126 229H127V231H126V233H127L129 229L128 228H126ZM166 229L168 230L169 228L167 227ZM170 229H172V228H170ZM188 229H190V227ZM241 229H243V231ZM244 229H245V232H244ZM164 230H165V228H164ZM192 230L193 229H191V231ZM200 230H199V232H201ZM83 231L84 232H81V234L84 233V240H83V245L81 244V246H83L82 251L84 253V250L86 249V247H88V248L91 247V249H94V247H96V246L98 247L99 246V241H97L98 245H94L95 243H93L96 240L92 241V243H90L89 241L87 242L85 240V236H87L86 232H89V231H87V226H86V229H84ZM93 231H91V232L93 233ZM145 231H144V233H145ZM95 232H96V230H95ZM162 232H161L162 236H160V233L156 232V233L159 234V236H157V239H159V237H162L161 239H163V241L161 239H159V241L160 240L161 241L158 242V243H156L157 242L156 238H154V240L156 239L155 241L153 240V238L151 237L152 236L151 234L145 233V235L147 234V236L151 235L149 237L150 239H148L150 241H148V242L149 243L151 242V238H152V241H154V242H151L152 243L150 245L151 248L148 247V249L150 248L151 251L148 250V249H141V250L142 251L143 250H148V253L149 252L154 253L152 255L150 253L148 254L147 251H146V253L148 255H150V256L151 255L152 256L155 255L156 258L160 259V261L163 264H207L208 263V261H207V263H205V262L202 263L201 261H198V262H201V263H197L198 259L196 260V262L191 260L190 257H188V255H187V251L188 250L186 251L185 249L188 246L190 247L192 245H188L187 244V247H185V249L182 250V249H180L179 245H177V243L179 242L178 239H176L178 242H175V239H174V241H171L170 240V239H172L171 234L167 233L171 237L170 239H167V235L165 234V232L163 234H162ZM166 232H168V231H166ZM179 232H177V233H179ZM188 232H190V231L188 230ZM193 232H194L193 235H192L191 232L190 233H191L192 237L193 236L195 237V238L193 237L195 239V242L197 240L199 241V243L197 242L198 243L197 247L201 243L204 247H206V249L205 248L204 249L207 252H208V249L214 250V251L219 253V255H217L218 257L221 255L220 256L221 258H222V255L229 256V257H231V256L232 257L233 256H239V257L243 256V253L240 252L239 248L238 249L229 248L225 243H223L224 241L223 242H221V241L220 242H216V241H212V240L207 239V238H202L201 236H199L198 230L194 229ZM98 233H96V234L98 235ZM177 233L173 232V235L177 234ZM139 234H140V232L138 233V235ZM164 234H165L167 240H165V236L163 237ZM205 234L207 235V232ZM224 234H226V233H224ZM142 235L140 236V238L142 237V240H139V237H137V236L136 237L138 238L137 241L139 240V241H141L143 243L144 242L143 240L147 236L143 239V237L145 235H143V236ZM180 235H181V233H179V238H180ZM191 235H189V236H191ZM208 235H210V234H208ZM176 236L178 237V235H176ZM226 236H227V234H226ZM88 237H90V236H88ZM228 237L229 236H227L226 238H228ZM237 237H238V235H237ZM82 238L83 237H81V240H82ZM97 238H98V240H101V236L97 237ZM173 238H174V236H173ZM233 238H234V236H233ZM93 239H94V237H93ZM146 240H147V238L145 239V243H143V244L140 243L141 246L142 245L144 246L143 248H145L146 244L148 243ZM215 240H217V239H215ZM107 241H109V242H107ZM81 243H82V241H81ZM87 243H88L89 246L87 245ZM149 243L147 244V246L149 245ZM192 243H194V242H192ZM243 243L245 244V241ZM243 243L241 242V244H243ZM67 244H68V241H67ZM70 244L71 243L69 242V247L71 246ZM132 244H131V247H132ZM135 244H137V242ZM184 244L186 245V241L184 242ZM56 245L58 246V248L59 247L60 248L64 247L63 245L61 247L60 246L61 244L58 245V244L55 243V246ZM107 245H106V247H107ZM125 245L126 246H130L129 243H127ZM137 245H139V244H137ZM147 246H146V248H147ZM194 246L192 247L193 249H194ZM239 246H241V245H239ZM243 246L246 248L245 245H243ZM56 247L54 249H56ZM233 247H236V246H233ZM182 248H183V246H182ZM248 248H250L252 250V247L249 246ZM69 249L71 250L72 247L69 248ZM134 249H132V250H134ZM250 249H249V251H251ZM126 250L124 251L125 253H127ZM138 250H140V249H138ZM256 250H255V252H257ZM63 251L64 250L61 249V251H59V252H62V254H63ZM203 251H201V252H203ZM253 251H254V249H253ZM70 252L68 253V256L71 255ZM87 252L84 255H87L88 254ZM189 252H191V251H189ZM189 252H188V254H189ZM89 253H90V255L88 254V256L90 257L91 256V252H89ZM97 253H98V249H97ZM205 253H201V254H205ZM193 254H195V253H193ZM206 254H208V253H206ZM244 254L247 255V252H245ZM81 255H82V252H81ZM94 255H95V257L97 256L96 254H94ZM120 255L123 258L125 257L123 252ZM127 255H128V253H127ZM131 255H133V253H131ZM198 255H200V254H198ZM250 255H251L250 258L247 257L248 260L252 259L253 255H252L251 252H250ZM260 255H261V257L264 258V255H262V254H260ZM50 256H52V253L50 254ZM53 256H55L54 251H53ZM88 256H87V261H88V258H89ZM64 257L65 256H62L61 258H64ZM95 257L92 256V258H95ZM134 257L136 258V256H134ZM214 257H216V255ZM243 257H242V259H243ZM55 258H58V256H56ZM61 258H59V259L62 261V264H64L65 260H62ZM70 258L73 259L75 257H70ZM92 258H91V260H92ZM113 258L116 260V258L118 259L120 257H119V255H117L116 257H113ZM130 258H129V260H130ZM46 259L48 260L49 257L46 258ZM207 259L209 260V258H207ZM244 259L247 260L246 257H244ZM70 260L71 259H69V262L71 264H73V262H71ZM203 260H205V259H203ZM44 261H45L44 263L49 262V261H46V260H44ZM160 261L158 260V262H160ZM55 262H57V260H55ZM55 262H53V263H55ZM156 262H157V260H156ZM214 262L215 261H213V263ZM58 263L59 262H57V264ZM85 263L83 262V264H85ZM131 263H133V264H141L138 259H136L135 261H133V259H132ZM162 263H159V264H162ZM46 264H50V263H46ZM79 264H82V261H80Z\"/></svg>",
	"mask_w": 264,
	"mask_h": 264
},
{
	"label": "rangeland",
	"instance_id": "obj_2",
	"mask_svg": "<svg viewBox=\"0 0 264 264\" xmlns=\"http://www.w3.org/2000/svg\"><path fill=\"white\" fill-rule=\"evenodd\" d=\"M32 1H33V3H32ZM35 0H0V29L1 30H3L2 32L5 34V32L4 31H7L6 32V34H9V33H14L12 36H15V34L17 33V35H19L20 36V34H18V33H24V35L26 34V36H30V35H34V33H35V29H37V26H36V24L38 23V22H40V21H38V20H41V19H38V17H40V15L38 16L37 14H35V15H33V14H30V12H28V11H26V9H25V6L26 5H28V3H30L31 2V4L33 5H35L36 4V2H40V0H36L35 2H34ZM91 1H93V4L94 5H96V2L97 1H99L97 4H99L102 0H91ZM91 1H88V4H86L85 6H83V5H80V7L82 6V8H78L79 10L81 9V11H79L78 9H77V12L76 11H73L72 10V12L71 13H73V14H71V16H70V18H69V16H66V19L64 18L63 20H65V25H64V23H62L63 24V26L62 25H60L61 27H59V29L60 30H58V32H51L53 35H51V38H50V34L49 35H47V37L49 38V40L50 41H52V43L50 42V44H51V49H50V52H49V61L51 62V64L48 62V67L46 68L45 67V69L44 68H42L40 71H41V73L42 72H44V71H46V70H48L49 68H59L61 71H62V69H65L63 66L61 67V65H60V63H59V61H58V53H59V49H60V47H61V45L63 44V39H64V36L66 35V33H67V35H66V37L71 33V31L73 30V28L75 27V20H76V18H81L82 16H80V14L82 13H84L83 11L84 10H90V7H92L93 6V4H92V2ZM94 1H95V3H94ZM169 1V2H168ZM187 1V4H188V6H189V4H191V7L193 6L192 5V3H193V1H194V6L193 7H197V9L199 8L198 7V3H200V0H165V2H164V8L163 9H161L162 11H160V13H159V17H160V15H161V13H163L162 15H161V18H158V20L157 21H155L154 23H153V25L155 24V25H158L159 26V28L161 27V35L159 34V36H161V39H162V41H164V43L166 44H163V42H162V44H161V47L159 48V50L158 51H163V50H165V49H163L164 47L165 48H167L168 47V51H164L165 53H167V54H165L164 52V54L161 52L160 54L161 55H165V56H162V57H166L167 55H168V57H166L167 58V60L165 61V60H163V59H165V58H161L162 60L161 61H159L160 59V57H161V55L159 56V53H158V51H157V53H156V55H157V59H156V56H155V59H156V61H157V63H159V64H157L156 63V61H155V63L157 64V66L159 65V67L157 68V66H155L157 69L155 70L156 71V75L153 73L154 72V70H152L153 72H151V70H150V67L152 68V69H155V68H153V66L155 65L154 64V60L155 59H153V56L155 55L154 53H153V56L151 57L152 58V60H151V58H148V54H149V52L151 51V49H148V46L150 45H148V44H146L147 45V48L145 47V46H143V47H140V48H137V49H135V51L138 53V50H139V52H140V50L142 51V52H140V53H136V52H134V54H133V51H134V48H133V51H132V49H130V51H129V53L128 54H131V55H136L137 54V57H140L141 59V61H142V57H144V62L143 63H140L138 60H137V58H136V60L135 61H137L136 63H135V61H134V58L136 57V56H133V58H130V57H132V56H130V57H128L126 54L127 53H125L128 49H126L125 51H123V50H121V54H118V55H123L124 53V58L122 59V58H118V59H116V56H117V54L115 55V57H114V59H115V64H116V60H118L117 61V63L119 64H121V62L123 61L124 62V64L122 63V65H120L121 67H123V65L125 66L124 67V70H122L123 68H121V69H119V73L117 74V80H116V83L118 84L117 86H119L120 84H122V82L124 83V81H125V85H120L119 86V88L118 89H116V91L113 89L112 91H111V94H112V99L114 100L117 96L116 95H118V92L120 93L119 94V97L118 98H120V99H116V100H118V101H116L115 100V102H117V105L115 106L116 107V111H118L119 109H120V107H121V109H123V108H128V107H130L129 105V103H131V101H130V99H125V98H128V96H129V98L131 97V98H133L132 96H131V94H129L128 92L131 90V91H133V93H134V95H135V92H137L138 90L139 91H142L141 92V94L143 93V95H145L146 94V96H149V97H147L148 98V101L150 102V99L151 100H153V103L155 104V102H156V98H158V96H160V100H161V98H163V102H165V103H163L162 104V101H161V104L163 105H161V104H159L160 102H156V104L157 105H152V101L150 102V104L148 105L147 104V101L144 103L145 105H143V103H142V100H143V96H142V100H141V106H142V108L144 107V109H143V111H141V106H138L137 104H138V101L140 102V98H139V100L137 101V103H136V106L137 107H140L141 109L139 110V108H137V110H136V112H135V110H134V112H133V117L135 118V120H134V124H135V127L137 128H134V127H132V126H130L129 127V130H128V136H126V138H128L129 139V141H127V139H126V143H127V145L125 144V146L127 147H125V150H123L124 148V145L122 144V142H120V141H122V138H120L121 136H119L120 134H121V129H119L120 127V125H121V128H123L126 124H124L126 121H128V118H129V112H130V108H128V110L126 109V110H119L120 112H121V114H119V116L121 117V115L124 113L125 115H123L124 117H126V118H124L123 116V120H122V118H121V120L124 122V123H122L121 122V124L119 125V121H120V118L118 119V118H116L115 116V113L116 114H118L116 111H115V113H114V110H113V114H110L111 116L113 115V118H111L110 117V115H109V118H111V119H113V121L112 122H109V124H110V129H109V131L108 132H110L111 131V129L113 130V127L117 130V129H119V130H117V132L118 131H120V134H118L117 132H116V130H114L115 131V133H117V134H113L114 135V137L112 136V135H110L111 134V132H113V131H111L109 134H108V138L109 139H105V140H102V141H100L101 143H99L98 144V140H97V138L96 137H93L91 134H93L96 130H103L102 129V127L103 126H101V125H99V124H101V123H98L97 124V126H99V127H91V130L92 129H94V130H87L88 131V133L86 134V137H88L87 135L90 133V131H91V134H89V135H91V136H89V137H91L90 139H88L89 141H90V143H93L94 141V143L93 144H95L96 142H97V144L100 146L104 141V143L106 144V142L108 143L109 141H110V143L112 142L114 145L116 144V143H119L120 142V145L119 144H117L118 146L117 147H120V149L119 148H115L113 145H112V143H111V145L115 148V151H110V152H116V153H118L119 154V151L120 152H123V151H125V153L126 154H124V152H123V154L125 155V159H127L129 156L128 155H130L129 154V151L130 150H132L130 153H134L137 149V145H136V142L138 143V145H144V144H146V142H147V144H146V146H147V148H146V150L147 151H145V150H143V146H138V149H139V147H141V152H142V154H143V156L145 157V159L146 158H148V159H146V161H145V159H144V157H142L143 158V160H142V158H141V160H139V161H141L142 163L144 162V163H146V164H142L141 162H140V164H137L139 161H138V158H140L141 156L140 155H142V154H139V156L140 157H138L137 159H132V155L133 154H131L130 155V157H131V159L133 160L132 161V165H134V169L133 168H131V166H129L130 164H131V162H130V164L128 163L129 161H124L123 162V160H125L123 157L124 156H122L121 157V155H123L122 153L121 154H119V157H121V160H120V158L118 157V159H117V156H115V154H112V153H107V155L108 156H111L110 154H112V156H111V159L109 160L108 158H107V160H106V162L108 163L107 165H108V167L110 166V168H111V174H110V172H109V170H107V166H106V171H108L107 173V176H106V173H104L103 174V185H104V183L106 184V186H107V184L109 185V187L107 186H104L103 188H101V190H100V195H101V197H100V195H99V197L98 196H96V197H98L97 199L98 200H96L95 199V201L92 199V196L94 195V192L92 193L93 195H91L90 193V190L92 191H94V185H91V184H95V178L93 177V176H88L89 174H88V171H90V170H87V168H88V166L86 167H81V166H83V165H85L84 163H81V164H83V165H78L80 162H77V160L78 159H76L75 161H74V163L75 162H77V166H79V168H84V169H86L85 171L84 170H79L78 169V167H76V172H74V174L73 175H75V173L77 174V172H78V174H80L81 172H83V173H81L80 174V176H77V178L78 177H82V178H79L80 180L81 179H83L84 180V184L82 185V184H80L81 182H80V180H79V183H78V180L76 179V177L74 176V178L73 177H70V178H68V179H70V182L68 181V179L65 177L64 178V174L63 173H60L59 171H61L60 169H61V167H59L58 168V166H57V164H61L62 163V159H64L65 158V155H63V154H65L63 151L64 150H60L61 151V153H63L62 155H58V154H55L56 156H57V158L59 157V158H62L60 161H58V159L56 158V156L54 157V159L56 160V162H59V163H57V164H55L56 162H54V164L56 165V167L58 168V170H56V171H58V173H56V171H55V166L53 167V168H51V170L53 169V171H54V173L56 174H51L53 171H51L50 170V167L52 166V165H54V164H52V161H51V159H53V157L50 155H48V153H49V149H51V147H50V145H51V142H52V140L53 139H55V137H53V135L54 136H57L58 137V139H61L62 137V135H63V137H64V134L65 133H67L68 134V132H70V133H72V134H69L73 139H74V136L75 137H77L76 139H79L80 138V136H82V134H83V136L85 137V135H84V133H82L81 131H79L80 129L78 128V126H80V123H81V120L79 121V118H80V116H76V115H78L76 112H74V111H72L73 109H72V107H71V102L70 103H68L69 101H70V99H69V95L68 94H70V95H72V90H73V84H72V79H71V74H69L68 72H66L67 70L65 69L64 70V72L63 73H65V75L68 77H66L65 76V78H67V79H64V82H63V85L61 86V90H63V91H61L60 89H59V93H62V94H59V95H57V96H54V95H56V94H58V92L57 93H55L52 97H50V94L48 93L47 94V96H46V94L45 93H47V91L43 94L41 91H40V89L37 87V85H33L32 83H31V85H33L34 86V88H32V90H31V87H30V91L31 92H29L28 94V96H26L24 99H18L17 101L16 100H8V99H6V101H5V99H4V101H0V131L2 132V130L1 129H3V128H6V129H3V130H6L7 131V133H8V135L10 136V138L12 139V136H13V139H12V141H14V143H15V145H17L16 143H18V141H20V142H22V140H24L25 138V132H26V130L27 129H25V128H27V124L30 122L29 121V119L27 120V117L26 116H28L27 114L25 115L24 114V111H26V110H33L34 112H35V119H36V117L39 119V122L40 121H42L43 122V125L44 126H41L42 124V122H38L39 123V125L43 128V129H41V127L40 128H37L36 130H38V129H41V131L40 132H38L37 131V133L36 134H34L35 135V137H33V138H35V142H32L33 144H31V142L29 143V145L27 146L28 147V150H27V148H26V150H25V154L23 153V152H20L19 151V149H18V152L16 151L17 150V147H14V144L12 145L11 143L10 144H8V143H6V144H8V146L7 145H3L0 149H1V151H2V155H0L1 157H0V159L2 160H0L1 162H3L4 163V165H3V163H1L0 162V165L1 166H3V167H1L0 166V169L2 170L3 169V173L1 172L0 173V264H43L45 261L44 260H46V261H49V262H46V263H50V264H57V262H59L58 264H62V261L59 259V258H61L62 256H65L64 258H61L62 260H65V262H64V264H69L70 262H69V259H71L70 261L71 262H73V264H79V262L80 261H82V264H83V262L85 263V264H130L131 263V261H132V259H133V261H135L136 259H138L139 261H140V263L141 264H159V263H162L161 261H160V259H157L156 258V256L154 255V256H152L154 253H152V252H149L150 254H152L151 256L150 255H148L149 253H148V250H150L151 251V242H154L156 239H157V236H159V234L158 233H160V236H162L161 235V232L160 231H158L159 229L158 228H161L162 229V227H164V226H159V221L161 222L163 219V217H164V219H166V220H163L164 221V223H165V221H167V226H165L164 228H165V230H164V228H163V232H162V234L165 232V234L167 235V239H170L171 237H172V239H170L171 241H174V239H175V242H178L177 243V245H179V247H180V249H185V247H187V244L188 245H192V246H188L185 250L187 251V255H188V257H190V259L191 260H193L194 262H196V260H197V263H207V261H208V263L207 264H264V258L263 257H261V255L260 254H262V255H264L263 253H260L259 251H257L255 248H254V246L250 243V242H247L244 238H243V236H242V233H240L239 232V234H237V233H235L236 234V236L233 234V233H231V236H232V238L230 237V233H227L224 229V226H223V228L224 229H222V228H217V231H216V229H214V228H206V231H205V228L204 229H201V227L203 228V225H204V227L206 226L205 224H204V222L202 221L203 220V215L202 216H200V212H197L198 210L196 209V207H194L193 205L191 206V205H189V203H185L184 201V199H183V195L179 192L180 190H179V188H178V186H177V184L175 183V181L173 180L174 178H173V175H172V173H170L171 171L169 170V164H170V162H171V164H173V166L174 167H176L177 169H182V170H184V171H186L190 176H195V177H200V178H204L205 180H207V181H210L211 183H213V184H216V185H221V186H228V185H230L231 186V184H230V182L232 183V188H235L236 187V189H235V191H237V187H239V188H241L239 191H242L243 193H250V194H260V195H262L263 197H264V178L263 177H259L258 176V174H257V171L252 167V168H250V169H248V171H250L251 169V171H250V174H249V172L247 173L246 171H247V166H244V165H242V164H240V168H238L237 166H233V164H231V166H230V164H226L224 161V164L223 163H221V162H219V161H216L215 163L214 162H208V161H206L205 159H202V158H200V157H198V156H196L195 154H193V153H190V152H186V151H184L182 148H180V147H178L177 145H175L174 143H173V136L171 135V132H170V130H171V128H172V126H173V123H174V120H175V118H174V114H173V102H172V99H171V91H170V88H169V86L167 85V87H164L165 85L163 84L164 82H163V78H164V81H165V77H166V75L167 74H165V73H168V71H170V67H169V65L171 66L172 64V67H174L175 66V62H177L181 57H180V55H181V53L179 52L180 50H177V49H179L178 48V46L177 45H175V43L173 44L172 42H171V40H172V37H173V35L171 34V33H173L174 34V32L172 31V30H174L175 31V28H173L172 30H171V26H175L174 25V19H176V18H174V16L175 17H179L180 16V18H182L181 16H184L185 17V13L186 14H188V15H186V16H188V17H185V19H184V17L181 19L182 21V23L184 24V23H186L185 22V20L186 21H189L188 23L189 24H191V25H193L194 23H195V25H193L192 27H194V26H196L197 27V25H198V17H197V15H198V13L197 12H195L197 9H193V11H192V8L190 7V9L188 8V6L187 5H184V4H186L185 2ZM202 1V0H201ZM204 1V0H203ZM211 1V2H210ZM215 1H216V3H215ZM215 1H213V0H209V2L208 1H206L205 0V3L203 2V5H200L201 6V8H203L205 5L204 4H206V3H215L217 6H221V2H220V0H215ZM219 1V2H218ZM25 2H28V3H25ZM196 2V3H195ZM25 3V5H23ZM89 3H91V4H89ZM38 4V3H37ZM196 4H197V6H196ZM91 5V6H90ZM89 6V8L88 9H86L87 7ZM97 6V5H96ZM203 6V7H202ZM94 7V6H93ZM77 8V7H76ZM110 8H111V10H110ZM110 8H108L110 11H111V13L109 12V10L107 11V7L105 8L106 9V12L105 13H103V11H104V8H101V10L103 9V11H99V10H97V12H102L103 14H106L105 16H103V14L102 15H100L99 16V14H98V16L99 17H97V18H101V20H105V19H107V17L106 16H108V14L110 13V16H112V14L113 13H116V12H114V10L112 9L113 8V6L112 7H110ZM120 8V7H119ZM119 8H117V10H120ZM187 9V10H185V9ZM201 8H199V11L201 10ZM74 10H76V9H74ZM91 10H93L92 8H91ZM112 10H113V12H112ZM115 10H116V7H115ZM185 10V11H184ZM190 10V11H189ZM124 10H122V12H123ZM126 11L128 12L129 11V13H126ZM126 11H124L125 12V16H127L126 18H125V16L123 15V19L121 20V21H123V20H125V19H127V18H130L131 17V15L129 16V14H131V11L130 10H126ZM198 11V12H199ZM251 10H248V12H247V17L248 16H250V14H252V11L250 12ZM76 12V13H75ZM107 12H109V13H107ZM123 12V13H124ZM192 12L194 13V14H192ZM70 13V12H69ZM87 13V12H86ZM118 13V12H117ZM178 14V16H176L175 14ZM255 12H253V14H254ZM68 14V13H67ZM85 14V13H84ZM94 14V13H93ZM97 13L95 12V14L94 15H96ZM213 15H211L212 16V18L213 17H215V18H218L219 17V13L217 14V13H215L214 14V12L212 13ZM252 14V15H253ZM66 15V14H65ZM65 15H64V17H65ZM69 15V14H68ZM80 17H79V16ZM93 15V17L94 18H96L95 16ZM115 15V14H114ZM117 15H119V13L117 14ZM109 16V17H110ZM120 19L122 18L121 16V12H120ZM211 16H209L208 17V19H210L211 18ZM68 17V18H67ZM105 17V18H104ZM108 17V18H109ZM41 18V17H40ZM93 18V19H94ZM96 18V19H97ZM103 18V19H102ZM174 18V19H173ZM189 20H188V19ZM173 19V20H172ZM219 19V18H218ZM218 19H216V21L218 22V23H222V22H219V20ZM78 20V19H77ZM98 20V19H97ZM100 20V19H99ZM100 20V21H101ZM103 20V21H104ZM210 20H213V21H215V19H210ZM95 22H99V21H96V20H94ZM158 21H159V23H158ZM79 22V20L78 21H76V23H78ZM173 22V23H172ZM232 22V21H231ZM96 23V24H97ZM102 23V22H101ZM193 23V24H192ZM217 23V24H218ZM235 24V21H233L232 22V24ZM39 24V23H38ZM95 24V25H96ZM187 24V23H186ZM197 24V25H196ZM101 24L99 23V25L98 26H100ZM152 25V28H155L154 26ZM188 25V24H187ZM228 25H231V23L229 22L228 23ZM72 26V27H71ZM98 26H97V28H95L96 29V31H97V29H98ZM158 26H156V27H158ZM93 27H96V26H94L93 25ZM92 27V28H93ZM255 27V26H254ZM69 28H72V30L71 29H69ZM95 29H91L92 30V32H93V30L95 31ZM158 29V28H157ZM250 29V26L248 27H245L244 29H243V32H244V30H245V32H248V30ZM0 30V31H1ZM71 30V31H70ZM155 31L154 32H156L155 33V35H156V37L158 36L157 35V32H160L159 31V29L156 31V28L154 29ZM70 31V32H69ZM172 31V32H171ZM69 32V33H68ZM171 32V33H170ZM244 32V33H245ZM56 33V34H55ZM91 33V32H90ZM205 33V32H204ZM28 34V35H27ZM55 34V35H54ZM169 34L172 36L171 37V40H170V38H169ZM207 34V35H206ZM10 35V34H9ZM16 35V36H17ZM23 35V34H22ZM32 35V36H33ZM124 35H126V34H124ZM205 35H206V37H208L209 36V33H205ZM11 36V35H10ZM15 36V37H16ZM28 36V37H29ZM52 36H53V40H52ZM121 36V35H120ZM119 36V38L121 39V40H119L118 38V40L119 41H122L123 42V39H124V37L123 38H121ZM159 36H158V38H159ZM31 37V36H30ZM47 37H45V38H47ZM65 37V38H66ZM126 37V36H125ZM156 37H155V39H156ZM187 38H188V40L191 42V43H193L194 45H195V47L197 48V50H198V52L202 55V56H204V57H206V58H209V59H211V60H213L214 62H221V63H225V64H227L228 66H231V67H234V68H236L237 70H238V72L241 74V75H243V76H245V75H250V76H252L254 79H256V81L257 82H259V83H262L263 81H264V66H256L255 67V65L254 66H247V63L245 62V59H243V57L244 56H242V55H240L241 56V58H239L238 56H236V55H233V54H231V53H228V52H226V53H224V52H221L220 50H219V48H217V47H215V48H213V47H210V48H208V47H206L204 44H203V42L201 41V40H199L198 38H197V36H196V34H195V32H188V35H187ZM160 38H159V40H161ZM45 40H48V39H45ZM48 40V41H49ZM125 40V39H124ZM127 40V39H126ZM170 40V41H169ZM47 41V42H48ZM63 41V42H62ZM117 41V40H116ZM119 41H117L118 43H119ZM151 41V40H150ZM150 41H148L149 43H150ZM156 41V40H155ZM154 40H152L151 42L153 43V42H155ZM173 41V40H172ZM122 42H121V44H122ZM114 43H116V42H114ZM124 43V42H123ZM117 44V43H116ZM113 45H115V44H113ZM164 45V46H163ZM150 46H152V44L150 45ZM167 46V47H166ZM235 46V45H234ZM110 49L111 48H113V46H110L109 47ZM236 48H237V50L239 49H241L240 47L238 48V47H235L234 48V50L235 51H237L236 50ZM109 49V50H110ZM145 49H148V50H150V51H146ZM234 50H231L232 51V53H234L235 51ZM111 51V50H110ZM132 51V52H131ZM180 53H178V52ZM131 52V53H130ZM136 53V54H135ZM237 53V52H236ZM140 54V55H139ZM141 54H142V56H141ZM150 54H152V53H150ZM235 54V53H234ZM139 55V56H138ZM120 56H117V57H120ZM123 56H121V57H123ZM127 57H128V59H127ZM114 59H112L113 61H114ZM119 59L121 60V62H119ZM131 59V60H130ZM151 60L150 62L152 63H150L148 60ZM128 62L129 64H131V65H133V66H135L133 63H135L136 64V66L135 67H137V66H140V65H142L143 67H141L140 66V68L138 67L137 69H138V71L140 72V74H138L139 72L138 71H136V69H134V70H132V68H133V66L131 67V65H129L128 63H126V62ZM146 62H147V64L150 66H148V65H146ZM139 63H140V65H139ZM160 63H162V64H160ZM49 64H50V66H49ZM117 64V65H118ZM128 64V65H127ZM138 64V65H137ZM52 65V66H51ZM118 65V66H119ZM58 66V67H57ZM120 66H119V68H120ZM149 67V68H148ZM62 68V69H61ZM143 68V69H142ZM146 68L148 69V71L146 70ZM167 68V69H166ZM127 69H129V71H130V69H131V71H130V73H129V71L127 70ZM44 70V71H43ZM141 70H146V71H144V73L141 75ZM40 71H35V72H33L34 74L33 75H37L36 77L34 76V77H31L32 78V81L31 82H33V81H37V84H38V80L37 79H39L40 77H39V75H40ZM118 71V70H117ZM121 71H123L124 73H122V74H124L123 76L124 77H122L121 75L122 74H120L121 73ZM133 71V72H132ZM151 73H153V74H150L151 76H152V78H153V76L155 77V79L156 80H159L158 82H161L162 83V88L161 87H159V88H161V90L159 89L158 91L156 90V89H158L157 87L160 85V84H158L157 82V84H158V86H157V84H154V83H152V80H150V79H152L151 78V76H149V73L150 72ZM38 74H37V73ZM135 72H138V73H135ZM149 72V73H148ZM131 73H135V74H138V75H141V77L139 76H137V75H131ZM159 73V74H158ZM164 73V74H163ZM120 74V75H119ZM17 75V74H16ZM15 75V77H17ZM118 75L119 76H121V78H124L123 80L121 79V81H120V77H118ZM165 75V77H163ZM126 76H127V78H126ZM134 76V77H133ZM143 76L145 77H147L148 78V80L150 81V83H149V81L148 80H146V79H144L143 78ZM156 76H157V78H156ZM14 77V78H15ZM38 77V78H37ZM135 78L134 80H135V84H133L134 83V81L131 83L130 81V78L131 79H133V78ZM145 77V78H146ZM163 77V78H162ZM34 78V79H33ZM128 78H129V83H128ZM141 78V80L143 79L144 80V83H145V81H148V83L150 84V85H152L153 86V88H151L150 86L147 88V85H148V83H147V85L145 84H143V83H141V82H143V80L141 81V82H139V79ZM162 78V79H161ZM67 80V81H66ZM156 80H153V82L154 81H156ZM161 80V81H160ZM139 83H138V82ZM69 82H70V84H69ZM33 83H35V82H33ZM152 83V84H151ZM36 84V83H35ZM129 84V86L128 87H126L127 85ZM133 84V85H132ZM138 84H140V85H138ZM144 86V88L142 87V85ZM262 84H264V82L262 83ZM131 85H132V87H131ZM138 87H137V86ZM32 86V87H33ZM116 86V85H115ZM127 88V89H129L128 90V92H127V89H126V91L124 92V89H125V87ZM135 86V87H134ZM146 86V87H145ZM123 89H122V88ZM134 87V89L137 87V88H142V90H140V89H136V91L134 92V90L132 89ZM154 87H155V89H154ZM37 88H38V90H37ZM131 88V89H130ZM147 88V89H146ZM165 88V89H164ZM166 88H167V90H166ZM121 91H123V93L122 92H120V90ZM143 89H146V92L143 90ZM149 89V90H148ZM150 89H151V92L153 91V89L154 90H156L155 91V93H157V97H155L156 96V94L153 92V93H151V94H148L147 95V92L148 93H150L149 91H150ZM163 89V90H162ZM117 90H119L118 92H117ZM148 90V91H147ZM164 90H165V92H164ZM61 91V92H60ZM70 91V92H69ZM130 91V92H131ZM159 91H161V92H159ZM167 91V92H166ZM115 92V93H114ZM117 92V93H116ZM144 92H145V94H144ZM161 93V95L159 94V93ZM169 92V94H167ZM124 93L127 95V96H125L124 95ZM132 93V94H133ZM116 94V95H115ZM155 94V96H153V95ZM159 94V95H158ZM261 94V93H260ZM120 95H121V97H122V95H123V101H121V103H120V101L119 100H121V97H120ZM151 95H152V97H151ZM258 95V94H257ZM255 96V98H259L260 99V97H262L263 95H264V93H263V95L262 96H260V95H258V96ZM116 96V97H115ZM145 96V97H146ZM71 97V96H70ZM144 97V98H145ZM68 99H69V101H68ZM146 99V98H145ZM156 99V100H155ZM0 100H1V98H0ZM166 100V101H165ZM155 101V102H154ZM158 101H159V98H158ZM18 103H20L19 105L20 106H18V105H16V104H18ZM68 104H69V106H70V110H69V107H68ZM120 104V105H119ZM123 104V105H122ZM125 104H127L126 106H125ZM129 104V105H128ZM140 104V103H139ZM160 106H162V107H160ZM119 105V106H118ZM149 107V110H152L153 108H154V106H155V110L158 108V107H160L161 109V111H159V110H157V111H159L158 113H159V115L157 116V115H155L154 114V112L155 113H157V111H151L152 113H153V116L155 117L154 119H157L156 121L155 120H153V116L151 117L150 115V117L152 118H150L151 119V121L149 120V121H147V124H146V118H145V116H146V114H148L147 112V110H146V108H147V106ZM15 106H18V108H20L21 107V109L23 108V112H22V110H21V114H20V118L18 119V120H14L13 118H11L12 117V112H14L16 109H18L17 107L15 108ZM128 106V107H127ZM168 106V107H167ZM32 107V108H31ZM35 108V110H34V108ZM150 107H152V108H150ZM29 108V109H28ZM117 108H118V110H117ZM134 108V107H133ZM164 108V109H163ZM15 109V110H14ZM115 109V108H114ZM132 109V108H131ZM136 109V108H135ZM169 109H171L172 110V112H171V114H172V116L170 117V115H168L169 114ZM13 110V111H12ZM19 111H20V109H18ZM154 110V109H153ZM168 110V111H167ZM12 111V112H11ZM127 111H128V116H127ZM141 111V114L139 113ZM26 112H28V111H26ZM72 112V113H71ZM74 112V113H73ZM139 114H138V113ZM168 112V113H167ZM146 113V114H145ZM150 113V112H149ZM151 113V114H152ZM79 117V118H77V121L78 122H80L79 124H77L78 122L76 121V117ZM118 115H117V117H119ZM148 116V115H147ZM146 116V117H147ZM158 118H157V117ZM128 117V118H127ZM131 117V116H130ZM117 119V121H116V119ZM35 119H33V120H35ZM38 119H36L37 121H38ZM81 119V118H80ZM125 119H127V120H125ZM130 119V118H129ZM138 119V120H137ZM144 119V120H143ZM149 119V117H147V120ZM119 120V121H118ZM173 120V121H172ZM29 121V122H28ZM75 121L77 122L76 124H75ZM110 121V120H109ZM115 121H116V123H115ZM138 121H140V123L138 122ZM144 121V123H142ZM154 121V122H153ZM28 122V123H27ZM117 122H118V127H117ZM148 122H150V123H148ZM27 123V124H26ZM171 123V124H170ZM78 125L77 127L75 126V125ZM115 125V126H112V125ZM124 124V125H123ZM133 124V125H134ZM139 124V125H138ZM143 124V125H142ZM146 124V125H145ZM152 124V127L150 126ZM170 124V125H169ZM122 125H123V127H122ZM145 125V126H144ZM149 125V126H148ZM147 126V127H146ZM171 126V127H170ZM140 127V128H139ZM148 127H150V129L148 130ZM77 128H78V130H77ZM96 128H98V129H96ZM101 128V129H100ZM147 128V129H146ZM96 129V130H95ZM142 129V130H141ZM139 130V131H138ZM77 131H79V132H77ZM141 131H144V133H142ZM145 131H147V133L145 132ZM148 131H149V133H148ZM36 132V131H35ZM34 132V133H35ZM83 132H85V131H83ZM151 132V133H150ZM56 133H58L57 135H55ZM60 133V134H59ZM80 133H82L81 135H80ZM12 136H11V135ZM138 134V135H137ZM146 134H147V136L149 137V139H148V137L146 136ZM149 134H151L150 136H149ZM59 135H60V137H59ZM66 135V134H65ZM79 135V136H78ZM116 135L117 136H119V139L117 138L116 139ZM132 135V136H131ZM135 135V136H134ZM82 136V137H83ZM259 136V135H258ZM256 137V139L255 140H257V141H254V145L253 146H255L256 145V147H255V149L257 148V146L258 145H260V146H258V151L259 150H263V147H264V135H262V134H260V136H261V138H262V140H261V138H260V136L259 137ZM53 137V138H52ZM79 137V138H78ZM83 137V140H86V137L84 138ZM88 137V138H89ZM138 137V139H136L135 140V138H137ZM140 137V138H139ZM24 138V139H23ZM52 138V139H51ZM96 138V139H95ZM105 138H107V136L105 137ZM112 138H114V139H112ZM143 138V139H142ZM57 139V138H56ZM72 139V140H73ZM76 139H74V140H76ZM80 139H82V138H80ZM93 139H95L93 142L91 141V140H93ZM110 139H112L113 141H111ZM125 139H124V141H123V143H125ZM260 139V140H259ZM109 140V141H108ZM116 140H118V142L116 141ZM135 142H134V141ZM146 141V142H143V141ZM15 141H17V142H15ZM33 141V140H32ZM76 141H78V142H80L79 140H76ZM87 141V140H86ZM114 141H116V143H114ZM261 141V142H260ZM74 142V144L75 145H77V142H75V141H72V143ZM88 142V141H87ZM140 142V143H139ZM256 142H259V143H256ZM71 143V144H72ZM89 142L87 143V145H89L90 144ZM103 143V144H104ZM109 143V144H110ZM134 143V144H133ZM142 143H144V144H142ZM261 143V144H260ZM96 144V145H97ZM102 144V145H103ZM121 144H122V146H121ZM131 146H130V145ZM258 144V145H257ZM92 145V144H91ZM95 145V146H96ZM97 145V146H98ZM11 146H13L14 147V149H13V147H11ZM73 146L74 145H72V147L71 148H73ZM93 146V145H92ZM95 146H93V149L95 148ZM96 146V147H97ZM98 146V147H99ZM135 146H136V148H135ZM155 146H156V148H155ZM222 145H218L217 146V148H219L220 149V147H221ZM50 147V148H49ZM75 147V146H74ZM89 147V148H88ZM101 147V146H100ZM259 147H260V149H259ZM87 148L89 149L88 150V154L86 153V152H84V154L81 156V158L83 157V159L84 160H81V162L82 161H86V162H93L94 163V161H93V158L94 159H96V157H97V155L95 156L94 155V152H96L97 151V153H98V150H99V148H97L98 150H96V148L94 149V151H93V155H92V147L89 145V146H87ZM86 148V149H87ZM114 148H113V150H114ZM131 148V149H130ZM155 148V150H157V151H155V154H153V152H152V150ZM158 148V149H157ZM161 148V149H160ZM3 149V150H2ZM119 149V151H117ZM127 149H129L128 151H126ZM136 149V150H135ZM121 150H123V151H121ZM167 150V151H166ZM3 151H4V157H6V154H7V158L8 159H5L4 157V160L2 159V156H3ZM28 151V153H26ZM60 151H58V153L60 152ZM87 151V150H86ZM90 151V152H89ZM48 152V153H47ZM152 152V153H151ZM156 152H157V155H156ZM161 152V153H160ZM18 153H19V155H18ZM20 153H21V155H20ZM22 153H23V155H22ZM47 153V154H46ZM150 153L154 156V157H156L157 156V158H158V160L155 158V162L156 163H158L157 165H159V166H161V164L163 165V166H161V168H162V171H161V169H160V167L158 166V168L160 169H157V170H155L154 169V167H153V169L157 172V175L156 174H154V170H152L151 172H150V169H152V167H150V169H149V171L147 170V168L149 167V164L151 163L150 161V163H148V160L151 158L150 156ZM160 153V154H159ZM1 154V153H0ZM26 154H27V157H26ZM44 154H45V156H49V157H47V158H49V159H47L48 160V162L49 161H51V162H49L50 164L48 165L47 164V160L44 162V165L42 164V162H41V159H43V160H45V156H44ZM117 154V155H118ZM128 154V155H127ZM148 156H147V155ZM162 154V158L161 159H159ZM107 155H105V158L107 157ZM126 155H127V157H126ZM158 155H159V157H158ZM166 155V156H165ZM20 156V157H19ZM41 156H43V157H41ZM91 156V157H90ZM152 156V157H153ZM17 157H19V160H18V158ZM52 157V158H51ZM130 157L128 158L129 160H130ZM150 157V158H149ZM41 158V159H40ZM51 158V159H50ZM80 158V157H79ZM110 158V157H109ZM169 158V159H168ZM21 159V160H20ZM26 159V160H25ZM28 159V160H27ZM53 159V160H54ZM92 159V160H91ZM114 159L116 160L115 162H116V164H118L117 162H119V164H120V166H121V164L123 163H125L123 166H126L127 167V165L129 166V167H123V171L124 172H126L125 174L123 173V171H121L120 169L122 168V166L120 167V166H117L116 164H115V162H114ZM127 159V160H128ZM152 159V158H151ZM6 160V161H5ZM8 160V161H7ZM89 160H91V161H89ZM112 160V161H111ZM118 160V161H117ZM161 160H162V162H161ZM20 161V162H19ZM79 161V160H78ZM96 161V160H95ZM131 161V160H130ZM9 162H10V164H9ZM61 162V163H60ZM153 163L152 164H155L156 165V163L154 162V160L152 161ZM167 162V163H166ZM12 163V164H11ZM96 163V162H95ZM128 163V164H127ZM8 164H9V166H8ZM45 164H47V165H45ZM52 164V165H51ZM76 164V163H75ZM87 165H90L91 163H86ZM113 164H115V166H117V167H114V165ZM118 164V165H119ZM148 164V165H147ZM151 164V166H153ZM164 164H166V165H164ZM221 164V165H220ZM51 165V166H50ZM94 165H96V164H93V166ZM111 165H113V167L111 166ZM136 165V166H135ZM142 165V166H141ZM145 165V166H144ZM154 165V166H155ZM156 165V166H157ZM227 165H229V166H226ZM235 165V164H234ZM237 165V164H236ZM8 166V170L6 169V167ZM11 166V167H10ZM46 166H48L47 167V171H46V169H44V168H46ZM50 166V167H49ZM61 166V165H60ZM76 166V165H75ZM164 166H165V168H167V169H165L164 168ZM239 166V165H238ZM245 167V169H243L244 167ZM89 167H91V166H89ZM118 167H120V168H118ZM137 167H142L143 169H141L140 168V170H141V172L143 171V172H145V173H143L142 172V174L140 175L139 174V172H137V170L135 169V168H137ZM229 167H235L234 169H232V168H229ZM243 167V168H242ZM249 167V166H248ZM9 168H10V170H9ZM55 168V169H54ZM109 168V169H110ZM131 168V169H130ZM146 168V169H145ZM229 168V169H228ZM242 168V169H241ZM51 171V173H48V172H50L49 170ZM88 169H90V168H88ZM92 169H94L95 170V167H93V168H91V173L92 174H94V176H95V173H93L94 171L92 170ZM119 169V170H118ZM125 169H127V170H125ZM145 169V170H144ZM163 169H164V171H163ZM228 169V170H227ZM234 171V173H233V171ZM4 170H7V172L5 171L4 172ZM131 170V171H130ZM133 170V171H132ZM135 170V171H134ZM167 170V171H166ZM168 170H169V172H168ZM231 170V171H230ZM246 170V171H245ZM253 170H255V173H253L252 174V172H254ZM44 171V172H43ZM81 171V172H80ZM86 171H87V174H86ZM120 171H121V173H122V176H121V174H120ZM146 171L148 172V174H150V173H152L151 175L153 176V177H156V178H153L152 179V176H150V175H148L147 173H146ZM161 173H160V172ZM228 171H229V173H228ZM237 171V172H236ZM240 171V172H239ZM242 171V172H241ZM243 171H244V173L245 174H243ZM47 172V173H46ZM80 172V173H79ZM89 172V173H90ZM134 172H136V174H134ZM155 172V173H156ZM159 172V173H158ZM165 172H166V174H165ZM168 172V173H167ZM45 173V174H44ZM90 173V175H92ZM137 173L139 174V176H135V175H137ZM163 173V174H162ZM169 173H170V176H169ZM248 175H247V174ZM46 176V178H44L45 176ZM55 178V177H57V178H55V179H57V181L59 180L60 181V184H56V181H54L55 179H53V178H51L52 176ZM61 174H63V175H61ZM77 174V175H78ZM82 174H86L87 175V177L85 176V177H83V176H81ZM145 174V175H144ZM146 174H147V176H150V178L148 177V179H150V181L147 179V178H145V176H146ZM256 174V175H255ZM50 175V176H49ZM55 175V176H54ZM59 175V176H58ZM156 175V176H155ZM163 175H165V176H163ZM252 175V176H251ZM109 176H111L110 178H111V180H108L107 181V178H109ZM162 176H163V178H166L165 180L162 178ZM93 177V178H92ZM126 177H128L127 179L129 180H126ZM223 177V178H222ZM49 178L50 179H52L54 182H55V184L53 183V181L51 180V182H50V180H49ZM71 178H73L74 179V181L73 182H76V183H74L73 184V182L71 181V180H73V179H71ZM85 178L86 179H88V180H90V181H88V183L90 182V184L88 185H86V180H85ZM109 178V179H110ZM123 178V179H122ZM43 179H45V180H43ZM65 179V182L63 181ZM122 179V180H121ZM145 179H147V181H148V184L149 183H151L150 185H148L147 186V188H149V192L151 191V193H154V194H149V192L148 191H146L147 192V195L149 196H147L146 195V192H145V190L143 191V192H145V193H143V196H140V199H138L136 196L138 195L137 193H139V189H140V187L143 185V183H144V181H145ZM170 179V180H169ZM223 179H225V180H223ZM82 180V181H83ZM126 180V181H125ZM151 180H155V182H153V181H151ZM229 180V181H228ZM44 183H43V182ZM59 181L57 182V183H59ZM66 181L68 182V183H66ZM106 181V182H105ZM110 181V182H109ZM111 181H112V185H111ZM128 181V182H127ZM172 181H173V183H172ZM217 181V182H216ZM220 181L222 182V183H220ZM223 181H224V183H223ZM225 181H227V182H225ZM51 184H50V183ZM64 182V184L63 185H61V183H63ZM92 182V183H91ZM123 185L124 184V186L128 183V185H126V188L123 190L122 188L124 187V186H122L120 183ZM169 182V183H168ZM229 182V183H228ZM46 183V184H45ZM145 183H147V182H145ZM168 183V184H167ZM226 183H228V184H226ZM52 184H54V185H52ZM80 185V186H78V187H76L77 185ZM154 184V185H153ZM172 184V185H171ZM176 184V185H175ZM223 184V185H222ZM43 185H46L47 187H43ZM52 185V187L53 186H55V185H57V187H59L60 185V188L59 189H63V191L65 192V190H67L66 191V193H68V195L70 194L69 192V190H71V189H74L75 187L76 188H80L81 186H83V188H80V189H75L76 191L78 190V191H85V189H89V188H87V187H89L90 186V190H88V191H86V192H81V194L82 195H84L82 198V200H84L83 202H82V200H81V194L79 195L78 193H80V192H75V190H73L75 193H76V197L78 198L79 196V200H80V203L81 204H79V201H78V199L77 198H75V193H73V192H71V193H73V194H70L69 196H66V194L64 193V192H62V193H60V194H62L61 196H63L64 194V196L63 197H61V196H59V195H57V193H52V189H50L49 188V186H51ZM59 185V186H58ZM66 185V186H65ZM67 185H69V186H71V187H68ZM84 185L86 186L85 188H84ZM169 185V186H168ZM170 185H171V187H170ZM91 186H93V187H91ZM113 186V187H112ZM122 188H121V187ZM150 186H154V188L153 189H151L152 187H150ZM55 188V187H53V189H54V192H57V190H59L58 188ZM61 187H63V188H61ZM65 187H67V189H65ZM74 187V188H73ZM105 187H106V189H105ZM115 187H119V190H118V188H115ZM177 187V188H176ZM47 189L46 191H45V189ZM48 188H49V190H48ZM91 188H93V189H91ZM44 189V190H43ZM84 189V190H83ZM104 190V192H103V190ZM245 191H244V190ZM115 192H114V191ZM118 190V191H117ZM146 190H148V189H146ZM152 190H154V192H152ZM172 190H173V193H172ZM50 191V192H49ZM114 193H113V192ZM120 191H124V194L125 195H123L124 197L121 199V197H119V195L120 194H122V193H120ZM171 193H170V192ZM59 192V191H58ZM88 192V194H85V193H87ZM117 192H119L120 194L118 195L117 194ZM176 192H177V195H176ZM180 193V195H179V193ZM170 193V194H169ZM142 194V193H141ZM140 194V195H141ZM58 197H56V196ZM74 195V196H73ZM85 195H87V196H85ZM98 195V194H97ZM152 196V199H153V195L155 196V198L157 197L158 198V200H157V198H156V202H154L155 200H152L150 197ZM171 195V196H170ZM95 196V195H94ZM94 196H93V198H94ZM110 196H113L115 199H113V200H116L117 202H112V198H110ZM120 196H122V195H120ZM125 196H127L128 198H126ZM173 196V197H172ZM175 196L177 197V198H175ZM84 197H86L85 199H84ZM147 197H148V199H150V200H152L151 202H152V204H154V203H157V204H154V205H152L150 202H148L147 203V205L150 203L151 204V207L149 208V209H151V208H153L152 209V211H156V212H152V211H150V213H148V211H149V209H148V211H147V207L150 205H148V206H146V209H144L145 207L144 206H142L141 207V202L145 205L146 204V202L148 201V199H147ZM126 198V199H125ZM143 198H145V199H147V201H142L143 200ZM173 198V199H172ZM77 199V200H76ZM138 199V200H137ZM175 199V200H174ZM176 199H178L179 200V202H178V200L176 201ZM86 200H87V202H86ZM92 200H93V204H92ZM118 200H121L122 201V210H123V212L122 211H120L119 209H115V210H117V212L118 213H115L116 211L114 210L113 211V209L115 208V207H117V208H119V206L121 205V201H119L118 202ZM149 200V201H150ZM180 200H182V201H180ZM78 201V202H77ZM141 201V202H140ZM175 201L177 202V203H175ZM85 202V203H84ZM109 202H112V203H114L113 205L111 204L110 205V207L112 206V208L113 209H111L109 206H108V204H110ZM154 202V203H153ZM78 203V204H77ZM84 203V204H83ZM118 203V204H117ZM186 204V206H185V204ZM264 201H262V203H261V205L264 207ZM77 204V205H76ZM93 206H92V205ZM116 204L117 205H119V206H116ZM176 204H179L180 206H178V205H176ZM184 204V205H183ZM78 205H82V206H80L81 207V209L82 208H84V210L82 211L79 207H78ZM84 205H87V206H84ZM114 205H115V207H114ZM159 206V208L157 207V206ZM176 205V206H175ZM88 206H91L90 207V209L92 208V207H94L92 210H91V212L92 213H96V218H95V214H94V218L96 219L95 221L97 222L98 221V219H99V221H100V219H103L104 218V222H103V220L102 221H100V225L99 224H97V223H95V224H97V229H96V225H94L93 223H94V218H92V220L90 219V221H89V223L90 222H92L93 221V223H91V225H94L93 227H95L94 229L96 230V232H95V230L93 231L92 229H93V227H91V225L89 226L88 225V223H85L84 224V221H85V219H86V221L85 222H88L87 221V219H89L88 217L90 216V215H88V213L90 212V209L88 210V209H86V208H89ZM105 206H107V207H109V208H107V210L105 209V208H103V207H105ZM153 206H155V207H153ZM174 206L176 207V208H174ZM184 207V208H182V207ZM161 207L163 208V209H161ZM191 207H193V208H191ZM180 208H181V210H185V212L184 211H182V213H185L184 215H186L187 214V217H189L191 220H192V218H193V211L192 210H194V209H196L195 211L197 212H195L194 213V217L195 218H193V220H192V222H193V225H195L194 227L195 228H193V227H191L189 224H186L185 225V227H184V222H183V224H182V221H180V223H179V220H180V218L178 219V217H179V214H178V211L177 210H180ZM39 209H41V210H39ZM104 211H103V210ZM159 209L160 210H162L161 212H158L157 213V211H159ZM186 209H187V212H186ZM89 212H88V211ZM95 210V211H94ZM105 210H106V212H105ZM109 210H111V211H109ZM119 210V211H118ZM41 211V212H40ZM107 211H109L108 213H107ZM144 211H145V214L146 215H149V214H156V216H158L159 217V213H161V214H163L164 212L166 213V215H165V213L163 214V216L160 214V217L159 218H157L156 216H155V218H154V216H149V218L151 219V221H150V219L148 218V217H145L144 215ZM177 211V212H176ZM103 212H105V214L103 213ZM119 212H122V216H123V218L125 219L126 217V219L128 220V217L131 219V223L129 224L128 222H127V226H126V228H128L129 230H128V232L126 233V231H127V229L125 228V232L123 233V235H122V239L120 238V239H117V240H115L114 242H113V244H111V245H107V244H105L106 242L104 241V239L103 238H112V236H113V234L111 235V233H114V227H112V229H111V223L112 222H114L115 221V219L117 218V215L119 214ZM152 212V213H151ZM103 213V214H102ZM114 213V214H113ZM178 214V217L176 216V214ZM231 213V212H230ZM228 214L229 216L232 214ZM91 214V213H90ZM97 214H98V217H97ZM101 214H102V216H103V218H101L100 216H101ZM115 214H117V215H115ZM196 214H199V215H196ZM226 214V215H227ZM88 215V216H87ZM104 215H108L109 217H108V219H106L107 218V216H104ZM190 215H191V217H190ZM196 215V216H195ZM223 216V217H221V221H222V223H223V225H226L227 223L226 222H228V220H226L225 218H230L229 216ZM76 218H75V217ZM200 216V217H199ZM112 217V218H111ZM144 217V218H143ZM152 217V218H151ZM197 217V218H196ZM149 219V221L150 222H153L152 224H150V226L152 227V226H159V227H157V231H153L154 233H151L152 232V229H154L155 230V228H151V229H149V234H151L150 236L153 238V240H154V238H156L154 241H152V238H151V242L149 243L148 241H150V240H148V239H150L149 237L150 236H147V229L149 228V226H148V224L150 223L149 221H148V219ZM157 218V219H156ZM227 218V219H228ZM125 219V221H127ZM143 219V220H142ZM144 219H146L147 221H144ZM157 220L155 223H154V221L155 220ZM196 219V220H195ZM224 219V220H223ZM71 221H72V223H71ZM75 221H78V223H76ZM80 221V222H79ZM98 221V222H99ZM141 221H143V225L141 224L142 222ZM162 221V222H163ZM197 221V223L198 222H202L201 223V225H200V223H195ZM73 222H75L74 224L76 225L77 224V226L76 227H78L79 229H76V228H74V227H72V226H75V225H70V223L71 224H73ZM101 222H103L104 224H105V226L104 227H107V229L109 230H107L106 231V233H104V229L105 228H103V223H101ZM107 222H110V224L109 225H106L107 224ZM161 222V223H162ZM145 223H146V225H145ZM157 223V224H156ZM225 223V224H224ZM153 224H155V225H153ZM164 224V225H165ZM181 224V225H180ZM160 225H163V224H160ZM198 225H199V228H198ZM83 226V228L84 229H86V226H87V231H89L90 229V231L89 232H86V235L87 236H85V240L88 242H90V243H92V241H94V240H96V241H94L93 243H95L94 245H98L97 243V241H99V246L97 247H94V249H91V247H86V251L84 250V253H83V251H82V248H83V246H81V244L83 245V240H84V233H82L81 234V232H84L83 230V228L81 229L80 227H82ZM142 226H144L143 228H144V230L143 231H140V229H143V228H141ZM183 226V227H182ZM103 228V233H101L102 231V229L100 230V228ZM169 228L168 230L166 229V228ZM190 227V229H188ZM249 227H250V229L254 232V233H257L258 232V230H259V225H255V228H254V226L253 225H249ZM74 228V229H73ZM89 228V229H88ZM98 228H99V231H101L100 233H98ZM170 228H172V229H170ZM227 228V227H226ZM254 228V229H253ZM112 231H111V230ZM182 231H181V230ZM191 229H193L192 231H191ZM194 229L195 230H198V232H199V230L201 231V232H197L198 234H199V236H201L202 238H207V239H210V240H212V241H216V242H223V243H225L229 248H235V249H238L239 248V250H240V252L241 253H243V256L244 257H246V259L248 260V258H250L251 257V255H250V252L252 253V259H249L248 261L247 260H245L244 259V257L243 256H231V257H229V256H224V255H222V258L219 256H217V255H219V253L218 252H216V251H214V250H210V249H208V252L205 250L206 249V247H204L201 243H200V245L197 247V245H198V243H199V241L197 240L196 242H195V237L193 238L192 237V235H193V231H194ZM219 229V230H218ZM146 230V231H145ZM177 230V231H176ZM188 230L192 233V235H191V233L190 232H188ZM213 230V231H212ZM224 230V231H223ZM242 231H243V229H241ZM79 233H78V232ZM91 231H93V233L91 232ZM144 231H145V233H147L146 235H145V233H144ZM151 231V232H150ZM166 231H168V232H166ZM170 231V232H169ZM175 233H177V232H179V233H181V235H180V238H179V233H177V234H174L173 235V232ZM95 232V233H94ZM140 232V234L138 235V233ZM156 232H158V233H156ZM207 232V235L208 234H210V235H206L205 233ZM244 232H245V229H244ZM88 233V234H87ZM92 235H90V234ZM96 233H98V235L96 234ZM145 235L144 237H143V239L146 237L147 238V242L149 243V245L147 246V244H146V246H147V248H146V246H145V248H143L144 246L142 245H140V243H142L141 241H139V240H142V237L140 238V236L142 235ZM157 235H156V234ZM167 233H169V234H171V237H170V235H168ZM224 233H226L227 234V236H229L228 238H226L227 236H226V234H224ZM78 234V235H77ZM81 234V235H80ZM100 234V235H99ZM165 234L163 235V237L165 236ZM212 234V235H211ZM215 234V235H214ZM224 234V235H223ZM142 235V236H143ZM155 237H154V236ZM174 236V238H173V236ZM176 235H178V237L176 236ZM189 235H191V236H189ZM195 235V234H194ZM217 235V236H216ZM237 235H238V237H237ZM88 236H90V237H88ZM101 236V240H98V238L97 237H100ZM139 237V240L137 241V237ZM212 236V237H211ZM223 236V237H222ZM225 236V237H224ZM233 236H234V238L236 239H234L233 238ZM81 237H83L82 238V240H81ZM93 237H94V239H93ZM217 237V238H216ZM242 237V238H241ZM108 238V239H109ZM145 238V239H146ZM162 237H159V239H161ZM67 239V240H66ZM100 239V238H99ZM103 239V240H102ZM145 239L143 240L144 242L143 243H145ZM159 239H157V242L156 243H158V242H160L161 240L163 241V239H161L160 241H159ZM166 239V236H165V240H167ZM176 239H178V241L176 240ZM180 239V240H179ZM192 239V240H191ZM215 239H217V240H215ZM231 239V240H230ZM240 239V240H239ZM238 240V241H237ZM65 241V242H64ZM67 241H68V244H67ZM79 241V242H78ZM81 241H82V243H81ZM111 241V240H110ZM169 241V240H168ZM186 241V245L184 244V242ZM236 241V242H235ZM243 243L244 241H245V244L243 243V244H241V242ZM69 242L71 243L70 245V247H69ZM105 242V243H104ZM107 242H109V241H107ZM137 242V244H139V245H137V244H135ZM183 242V243H182ZM192 242H194V243H192ZM198 242V243H197ZM235 242V243H234ZM55 243L56 244H61L60 246L62 247V245L64 246V247H62V248H58V246L56 247L55 246ZM73 243V244H72ZM89 243V244H90ZM127 243H129V245L130 246H126L125 244H127ZM132 244V247H131V244ZM142 243V244H143ZM155 243V244H156ZM235 245H234V244ZM238 243V244H237ZM154 244V243H153ZM196 244V245H195ZM233 244V245H232ZM87 245H88V243H87ZM92 245V244H91ZM93 245V246H94ZM106 245H107V247H106ZM181 245V246H180ZM195 245V246H194ZM239 245H241V246H239ZM243 245H245L246 246V248L243 246ZM89 246V245H88ZM92 246V247H93ZM102 246V247H101ZM134 246V247H133ZM140 248H139V247ZM182 246H183V248H182ZM194 246V249L192 248ZM202 246V247H201ZM233 246H236V247H233ZM239 246V247H238ZM252 247V250L250 249V248H248V247ZM56 247V249H54ZM72 247V249L70 250L69 248H71ZM128 249H127V248ZM148 247H150L149 249H148ZM200 247V248H199ZM244 247V248H243ZM68 250H67V249ZM103 248V249H102ZM127 250H126V249ZM134 249V250H132V249ZM191 248V249H190ZM203 248V249H202ZM205 248V249H204ZM58 249V250H57ZM61 249L62 250H64L63 251V254H62V252H59V251H61ZM66 249V250H65ZM97 249H98V253H97ZM138 249H140V250H138ZM141 249H148V250H141ZM202 249V250H201ZM245 249V250H244ZM247 249V250H246ZM249 249L251 250V251H249ZM253 249H254V251H253ZM126 250V252L128 253V255H127V253H125L124 251ZM132 250V251H131ZM184 250V251H185ZM204 250V251H203ZM255 250L257 251V252H255ZM53 251H54V253H55V256H53ZM71 251V252H70ZM88 251V252H87ZM100 251V252H99ZM134 251V252H133ZM145 251V252H144ZM146 251H147V253H146ZM185 251V252H186ZM189 251H191V252H189ZM201 251H203V252H201ZM71 253V255H69L70 257H75V258H70L69 256H68V253ZM81 252H82V255H81ZM86 252L90 255V253L89 252H91V258H92V256L93 257H95V255L94 254H96L97 256L95 257V258H92V260H91V258L88 256V254L87 255H84V254H86ZM122 252H123V254L125 255V257L123 258V257H121V255L120 254H122ZM188 252H189V254H188ZM208 253V254H206V253ZM245 252H247V255L246 254H244ZM52 253V256H50V254ZM131 253H133V255L134 256H136V258L133 256V255H131ZM193 253H195V254H193ZM201 253H205V254H201ZM210 253V254H209ZM217 253V254H216ZM119 255V257L120 258H116V260L113 258V257H116L117 255ZM198 254H200V255H198ZM84 255V256H83ZM204 257H203V256ZM216 255V257H214V256ZM249 255V256H248ZM257 255V256H256ZM56 256H58V258H55ZM87 256L89 257L88 258V261H87ZM123 256V255H122ZM133 258H132V257ZM49 257V259L47 260L46 258H48ZM131 257V258H130ZM198 257V258H197ZM228 257V258H227ZM242 257H243V259H242ZM248 257V258H247ZM256 257V258H255ZM69 258V259H68ZM123 258V259H122ZM129 258H130V260H129ZM155 258V259H154ZM205 259V260H203V259ZM207 258H209V260L207 259ZM254 258V259H253ZM261 258V259H260ZM135 259V260H134ZM201 259V260H200ZM55 260H57V262H55ZM60 260V261H59ZM67 260V261H66ZM75 260V261H74ZM77 260V261H76ZM84 260V261H83ZM118 260V261H117ZM156 260H157V262H158V260L160 261V262H156ZM211 260V261H210ZM55 262V263H53V262ZM79 261V262H78ZM198 261H201V262H198ZM213 261H215L214 263H213ZM78 262V263H77ZM46 263H44V264H46ZM71 264V263H70ZM131 264H133V263H131ZM163 264V263H162Z\"/></svg>",
	"mask_w": 264,
	"mask_h": 264
}]
</instances>
